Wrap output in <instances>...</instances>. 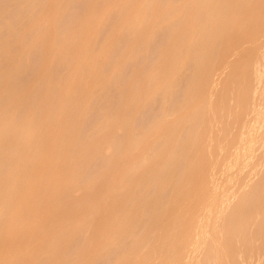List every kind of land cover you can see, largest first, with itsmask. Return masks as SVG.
<instances>
[{"label":"rangeland","instance_id":"1","mask_svg":"<svg viewBox=\"0 0 264 264\" xmlns=\"http://www.w3.org/2000/svg\"><path fill=\"white\" fill-rule=\"evenodd\" d=\"M47 1H49V0H28V1H24V0H0V54L1 55H2V52L1 51H3L4 57H5L9 53L11 54L13 52H16L15 51L16 48L18 50H20L23 47L26 50V47H28V45H29L28 43L32 42L31 40L34 39L35 35H37V33L39 35L42 34V33H39V32H41L44 27H47V22L46 21L48 19H45V20H40V19L41 18L44 19V18H47V17H50V18L52 17L50 15V14H52V11L50 13L49 12V9H47L46 11H48V13H50V14H48L47 12H45L47 14V16L41 17V16H44L45 15V14L44 15L42 14V11L47 6L46 5L48 3ZM58 1H60V0H58ZM124 1H126L128 3L127 0H124ZM130 1H133V0H130ZM141 1H143V0H141ZM189 1H191V0H189ZM213 1L214 2H217V4L216 5H213ZM248 1H252V0H217V1L216 0H197V5H196L197 8H198L197 13L190 14L189 9L191 7L190 6L191 4L189 5V3H187V0H186V2H183V5H184V3H186V5H184V7L181 6L183 8V10H182L183 14H181L182 12L180 13L179 10H177V8H173L174 6H176L178 4L181 5V0H169V1L168 0H145V2H143V3L148 8L151 7V6H154V7L159 6L160 8L162 7V8H164V10H166V13H165L164 10L161 9V10H163L162 12H164L166 14V16H165L164 19L159 20L160 22H158V23L156 22L157 24L155 23L156 25L155 26L153 25L154 27L152 26L153 27V30L151 29L152 30L151 34H149V35L146 36L145 35L146 34L145 33V29L146 28L143 30L142 29L143 26L140 29H137V30H140V32L136 30L137 32H139L137 34V32H135L134 29H132V27H131L130 30H128V27H130V26L125 27L124 25L120 24L119 27L124 26V28H123V35L120 34V31H119L120 28H119L117 31H119V34H120L119 36L120 37L118 36L119 38H118V40L116 42L113 41L112 48L111 47L109 48L110 51H109L108 54H107L108 51L106 50V53L105 54H107V56H106V60L104 61V63L101 64V63H99L100 61H97V60H99V59L100 60L105 59V58H103V57H105V54L104 55L100 54V53L103 52V51H100V50H99L100 53H99V51L97 52L96 56H98V57L96 58V56H95V58H96L95 61H97L99 63V65L101 64L100 70L102 71L99 74H101L103 76L102 73H104V74H110L111 73L110 74V77L108 78L109 80L106 82L105 86H104V83L105 82L102 83L103 84L102 86H104V87L100 88L99 86H96V87H98L97 90H95L96 92L95 93L91 92V97L94 94V98L92 100H90L89 99L90 96L88 97V99L90 101H92V103L90 104V106L88 105L89 108H87L88 109L87 115H85L86 117L84 116L85 117L84 119L82 118L83 121L80 123L81 125L78 128V130L73 129L72 127L69 128V129H67L68 128V125L67 124H66L67 126L66 125L65 126L67 127L66 128L67 130H72V131L77 132L78 139L81 140V142H83L82 140H84V139H85V141L89 142L94 137L96 138V136L98 134H100V136L104 137V136H106V132H108L111 135V136L109 135V137H111V140L108 138L109 141H111V143L109 142L108 144H104L102 146V148L100 147V149H101V155L99 154V152L98 153H94L95 151H98V150H94V152H93L94 155L91 154L92 156L89 158V160H86V163L83 161V163H82L83 166H84V163H85L86 166L83 168L84 169L83 171L81 170L82 171V174L80 175V178L78 179L77 184L75 186L71 184L72 186L69 185L70 188H69V186L66 188V192H67L66 194L67 195H63V197L66 196L64 201H66V202H68L70 204L71 201L77 200L75 203L73 202L72 204H70L71 205V208H73L76 211L79 210V209L81 210V208H83V206L85 207V205L87 203L86 200H87V198H89L88 194H91V193H89L90 190H91L90 189L91 187H87V186H89V183L88 182H90L89 180L94 175V173H97L98 174L99 172H101L102 169H105L106 167H108V164L111 162V160H113L115 158L114 156L118 152H119V157H120L123 153L127 152V150H130V151H135L134 154L136 153V157H134L135 155L133 156L132 152L129 151L130 155H132L135 160L132 161L133 162V164H132L131 160L133 159V157L132 156H129L130 159L129 158L128 159L130 160L131 163L127 161V163H129L128 164V167L131 164L132 165L130 166V169L127 171V173L125 174V176L126 177H132V181H133V177H137L139 179V180L137 179L138 183L135 182V185H134V181L135 180L132 182L133 185L136 188L135 187H132L130 189V187H131L130 185L132 184V183L129 184L130 183V180L128 181L129 183L128 182L125 183V184L128 183L129 186H130L129 187L127 185L129 188H127L126 190L128 191V189H129V191H130V192L128 191V194L131 193V190L133 188L136 189L134 191L132 190V192H134V194H132V195L130 194L131 199H132L130 202H132V201L134 202V200H135L134 198L136 196H137V199H139L141 197V198L144 199L142 201L146 202L144 204V206L147 205V204H150V208H145L144 207L145 208V210H144L143 207H142L141 209L144 210L143 212L142 211H139V210L137 212V210H136V212L138 213V215H141L142 217L140 216L141 219H139V216L138 217L136 216L137 218L136 219H132V222H130L131 223L130 225L127 224V222L129 221L128 220L129 218L127 219L128 221L125 222V223L128 225V229L125 231V233L123 232L124 234L122 233L123 234L122 236H119L120 237V239H119L120 241L119 240H118L119 242L117 241V244L118 245H116V242H114L115 245L114 244L112 245L111 243L108 242L109 243L108 246H106V245L103 246V244H105L104 241H106V239H108L106 237H109V236H106L105 237L106 231L111 232V234L114 235L113 234L114 232L112 233V231L114 229L111 230V231H109V229H108L109 226H110V224L112 222L115 223V222L119 221L121 219V217H122L121 214H119L118 210L121 209V204H119V203H121L122 200H123V198H122L123 196H121V199L120 198H117L116 202L112 203L115 200V198L112 201L109 198L110 196L107 197L108 199L106 198V191H107L108 188L111 187V185H109L110 183H107L108 180L106 178V180H107L106 181V185L108 184V188L106 186L105 187H102L103 185H101L102 188L100 189V191H98V195L99 196L95 195L96 197H99L100 198L101 205L104 203L103 204L104 205L103 207L107 206L106 207V211H104L105 208H104V210L101 209L104 212H101V211L99 212L100 208H99V210L96 209V210H98V212L95 211V214L93 215V216H95V220L93 222H92V220L91 221L89 220V218L91 216L85 218V220H89V223L90 222H92V223H90L89 225H85V224L83 225L81 223L80 226L77 227L79 229L78 230H75V232L73 233V234H75L77 232L76 233V236L75 237L73 236L74 238L70 241L68 247L63 251V259L61 260V263L60 264H80V263L82 264V262H84V261H85L84 263H86V264L92 263V260H90L92 258L89 259L87 257V253L89 252L88 253V256H89L91 253L94 252V254H92V256L91 255L89 256V257H93L95 255V251L97 249L96 247H99L98 250H100L101 244H100V246H98V244H97L99 242V240L97 242V238H96V242H97L96 244H97V246H96V244H95V246L93 244V246L95 248V250H94V248L91 249L93 252L91 250H90L91 252L90 251L85 252V250L88 249V248L90 249L91 247H93V246H91L92 245L91 243L93 242L92 239H94V236L93 235L96 236V234H97L98 237H100V235H101V237L103 238V240H104V237H105V240L102 242L103 243L102 244L103 247L101 246V248H102L101 250L102 251H100V252H103L104 254H103L102 257H99V255H98L99 254V251L97 250L98 251V254H97V251H96V255L100 258V259H97V262L98 263H96V261H95L96 264H117L116 263V259H117L116 256H120V253L124 252V251H121V250L124 249L125 247H127L129 249V254H128V255H130L129 258L132 261L135 260L136 261L135 264H163L164 262L169 261V260H174L175 261L174 264H176V263L181 264V263H183V262H181L183 259H184L183 260L184 262L186 261V264H188V263H190V264H216L217 261L219 262L218 264H264V37H263L264 36V33H262V36L261 37L259 35H257L258 34V32H257L254 35L255 38H253V37H252L253 39L251 37H249L250 39L249 38H245V40L243 41V42H245V44L243 43L244 45L242 44V40L243 39L241 40L240 44H238V46L237 45H235V47L234 46L233 47L231 46L232 49L230 48V45H228L229 46V49H226V51L222 50V49H225L224 47L222 48V46H224V45L220 46L222 36H225V37L228 38L231 35H233L232 30H233V28L235 26H237L239 24L238 19L240 18L241 14H242V12H241L242 11V8L244 7L245 3L248 2ZM49 2H52V0H50ZM54 2H56V0ZM65 2L66 3L63 4L62 3V0H61V3L63 4L64 7L63 8L61 7L62 10L60 9L61 11L60 10H59L60 12L57 11V13L53 16V18L51 19L52 25L50 24V22L48 24V28H50L52 26L51 27L52 29L49 30V31L46 30L47 28L45 29L46 31L43 30V31H45V32L48 33V36H47L48 37V40H45L46 37H44L45 39H43L42 38V35L40 36L41 38L38 36V38L42 39V40H40V43L37 44V45L34 44V47L32 46L33 48L29 49L24 55L22 53H21L22 55L20 54L21 57H22L21 58V61H20L21 64L19 66L16 65L17 67L15 66L16 67L15 70H17V68L19 67L18 70L14 74L12 73L13 75H10V76L7 75L6 77L5 76H2L0 74V85L7 84L6 86L4 85V87H8L9 84H11V86L12 85L20 86L21 84L23 85V84H26L28 81H30L32 79V77H34L33 75L35 74L34 72L36 70L39 71V73H40V70H38V68H39V66H40V64L42 62L43 57H48L47 54L50 55V53H51V52L50 53L46 52V50L47 49L49 50V48H47L48 46L47 47L45 46V42L48 45V42L50 41L49 38H51L53 35L54 36H53L52 42L54 41L57 44H59V42H62V40L68 35V33H70V31L71 32L73 31L72 30V27L78 23V20L79 19L82 18L81 16L83 15L84 12H86L85 10L87 9V12L89 10L91 11V9L89 7L90 4H92L93 6H94V3L96 4V2H94V0H93V2L91 0L90 1L89 0H65ZM100 2H101V0H100ZM111 2H113V1L111 0ZM117 2L116 3L114 2V3L115 4H118ZM123 2L121 1V3H123ZM134 2H135V0H134ZM152 2H155V4L152 3ZM114 3H113V6H117V5H114ZM49 4H51V3H49ZM52 4H54V3H52ZM101 4H104V3H101ZM119 4H120V2H119ZM98 5H99V3H98ZM111 5H112V3H111ZM124 5H125V3H124ZM133 5H134V3H133ZM54 6L55 5H53V7ZM119 6L121 7L122 4L119 5ZM145 6H144V8H145ZM206 6H210L214 10V16H213L214 19L212 18L209 22L206 19V13H205V10H204V7H206ZM50 7L51 6L49 5V8ZM95 7H93L94 8L93 11L95 10ZM125 7H126V5H125ZM57 8H58V6H57ZM57 8L55 10H57ZM107 8H109V5L106 6L105 10L102 8L103 9V12L104 11L107 12V10L109 11L107 13L104 12L106 15H105L104 20L101 21V22H103V24L98 27V25H97L98 23H97L96 25H97V27L99 29L97 30L96 29L97 27H96L95 29L97 30V32L94 31V32H96L94 45H95V48H99V49L102 46V45L100 46L99 44H103V43H101L102 39L109 33V31L111 30V26H113V24H116L115 22L117 21V19H118L117 17L120 14L119 10H121V9H114V10H111L110 9L111 10L110 11ZM114 8H116V7H114ZM156 8L158 9V7H156ZM156 8L154 10H156ZM50 9H52V7ZM99 9H100V5H99ZM96 10H97V8H96ZM154 10L152 11L151 8H150L149 12L148 11H147V13L145 12L146 13L145 20L147 18V14L148 13H151L152 14L154 12ZM100 12L103 13L101 11V9H100ZM157 12L159 13V11H157ZM43 13H44V11H43ZM53 13H55V11ZM90 13H88V14H90ZM123 13H125V12H123ZM99 14H98V18H99ZM143 14L144 13H142L141 15H143ZM95 15H96V13H95ZM100 16H101V14H100ZM156 16L158 17V15H156ZM163 16L164 15H162V17ZM38 17H41V18L39 19ZM86 17H88V15ZM86 17H83V18H86ZM102 17H103V14H102ZM139 17H142V16H139ZM36 18L39 19L41 22L39 24H37L38 22L36 24L34 23V26H31V24L33 23V21H36L35 20ZM125 18L123 17V19H124L123 21L126 20ZM143 18H144V15H143ZM101 19L102 18H100V20ZM87 20H88V18H87ZM84 21H85V19H84ZM127 23L128 22H126V24ZM83 24L84 23H82V27H83ZM86 24H87V22H86ZM129 24L130 23H128V25ZM117 25H119V24H117ZM117 25H115V26H117ZM147 25H149V24H147ZM115 26H113V27L115 28ZM145 26L146 25L144 24V27ZM78 27H79V25H78ZM87 28H88V26H87ZM126 28H127V32H126ZM80 29H82V28H80ZM83 29H85V28H83ZM116 29H117V27H116ZM78 30H77V32H78ZM262 30H264V28ZM262 30H261V32H263ZM74 31H76V30H74ZM45 32L43 33V35H46ZM80 32H79V34H80ZM147 33H149V31ZM91 34H93V33L91 32ZM116 34H118V33H116ZM116 34L112 33V36H117ZM84 35H85V33H84ZM81 36H82V32H81ZM138 36L140 38H138V40H137L138 43L136 42L137 43L136 48L133 49V50L131 49V51H128L126 54H124V56H122L123 55L122 54L123 52H126L128 49H130L129 46H131V45L129 44V40L132 39V38L135 40V38L138 37ZM257 36H259L260 38H262L263 41H262V39H261V41H259L260 38H258V40H257ZM38 38H37V41L39 40ZM68 38H70V37H68ZM77 38H78V36L77 37L74 36V37H72L69 40H71V43L72 44H76ZM91 39H92V37H91ZM246 39H247V41H246ZM254 39L257 40L256 41V42H258L257 45H256V43L253 45L252 41H249V40H254ZM83 40H84V38H83ZM213 40H215V41H213ZM52 42H50V43H52ZM67 42H68V40H67ZM88 42H89V40H88ZM90 42H91V40H90ZM130 42H131V40H130ZM247 42L252 43L251 45H253L254 48H255L254 51H253L254 48L252 49V47H250L251 45H249V43L247 45H249L248 47L250 48V50L248 49V47H246L247 46L246 45ZM71 43L70 44L68 43V45H71ZM57 44H55V45L57 46ZM83 44H85V43H83ZM91 44L93 46V43H91ZM258 44H259V46H258ZM82 45H80V46H82ZM132 45H133V43H132ZM239 45L240 46L243 45L242 48ZM30 46L31 45H29V48H30ZM51 46H53V45H50L49 47H51ZM228 46H227V48H228ZM44 47H46V48L43 51L42 49ZM67 47H69V46H67ZM71 47H73V46H71ZM239 47H240V50H239ZM243 47H245V48H243ZM220 48H221L222 51H224L223 53L220 50ZM236 48H237V51L239 50V53L241 54L240 57H239V53L236 51ZM53 49L54 48H52V51H53ZM106 49H108V48H106ZM230 49L231 50L235 49L234 50L235 53H234V51H231ZM242 49H243V51H242ZM60 50H61V48H60ZM71 50H72V48H71ZM90 50H92V49H90ZM57 51L59 52V50H57ZM57 51H56V53H57ZM95 51H97V50H95ZM95 51H92L93 54L95 53ZM81 52H79V53H81ZM104 52H105V50H104ZM226 52L228 54H226ZM250 52L253 55L249 54ZM16 53L15 54L13 53L14 57H15ZM42 53H43V56H42ZM68 53H70V52H68ZM177 53L180 54V55L182 54V57H183L184 54H186V56H185L186 57V60H185V62L183 63L182 66H181V64H179L181 67L179 69L177 68L178 69V71H176L177 77L175 76L176 77V80L174 79L175 77L173 78L174 75L171 76L173 78V81H175V82H173L172 84H170V86L161 85V84L160 85H157V84L156 85H153L154 82H156V81H158V82L161 81L162 82V80H163L162 78L164 77L163 76V73H166V72H164L162 70V67L164 66V65H162V62L164 60H166L164 58L165 57L168 58L170 56H174ZM229 53L230 54L232 53V55H235L236 54L235 55L236 57L235 56L232 57V55H230ZM226 55L228 56V58H226L227 57ZM60 56H61V52H60ZM64 56H65V58H64ZM64 56L62 55L61 57H59V55H58V57H55L54 56L55 58L53 56H51L53 58H50L49 57L50 59H48V60L46 59L47 60V65L46 66H48V69H46L47 67L42 69V70H44V69L48 70L47 72H49V75L48 74L47 75L50 76L49 78L52 80V83L50 84L52 86L51 89H50V92L57 91L56 90L57 88L59 90L60 87H57V83H58L57 81L60 80L61 78H63L67 74L68 67H70L69 66V63H72V62H70V60L72 58H74L72 56V58L69 60V58H68L69 56L67 57L65 54H64ZM2 57H0L1 58L0 59V66H3L4 65V63H2V60H3ZM80 57H81V55H80ZM83 57H84V55H83ZM83 57H81V58H83ZM91 57H92V55H91ZM185 57H183V58H185ZM222 57H225L226 58V63L227 64L230 63V62L232 63V61L233 62L234 61L236 62L237 61L236 60L237 58H238V63H239V61H242L243 59H244V61H245V59L247 60V58L250 59L249 61H247L250 64L248 66H245V67H247V70H245V67H244V70L246 72L244 74H241V77H238L237 76L238 79L240 80V82H238L240 85L236 82V81H238V79H236L235 76H234L235 78L233 77V72H232L233 69H231V68L234 67V65L236 63H233L232 65L230 63V64L227 65L226 63H224L225 62V58H223L224 61L221 60ZM231 58H232V60L230 61ZM7 59H9V58H7ZM169 59H171V58H169ZM10 60H12V59H10ZM19 60H20V58H19ZM84 60L85 59H83V61ZM220 60L223 61V62H221ZM6 61H8V60H6ZM73 61H75V59H73ZM80 62H82V61H80ZM101 62H103V61H101ZM119 62H120V64L117 66L118 68L115 69V71H112L114 69V67L112 69V66H115L114 64H116V63L118 64ZM182 62H183V60H182ZM44 63H46V61ZM75 63H76V61H75ZM223 63L225 65L224 66V69H222ZM245 63H246V61H245ZM9 64L10 63H8L6 65H9ZM11 64H10V66H11ZM16 64H17V62H16ZM158 64H161L162 66L161 65L158 66ZM43 65H45V64H43ZM77 65H79V64H77ZM99 65H96V66H99ZM226 67H229V69H230V70H228L229 73H227V75L229 77L228 76L226 77V75H225L226 74L225 72H227ZM165 68H166V66H165ZM7 69H9V68H6L5 70H7ZM77 69H78V66H77ZM204 69H206V70H204ZM208 69H210L213 73L210 72V71H208ZM46 70L43 73L44 74L43 75V79H41L42 78L41 77L42 76V73H41V76H40L41 78H38L39 77L38 76L39 73H38V75H37V73L35 74V75L38 76L37 77L38 79H35V80H37V81L39 80V81L38 82L35 81L37 84L34 83V85L36 84L37 86L33 87L34 90L37 89L39 91L42 88L44 81H47V80H45V77H46L45 76V72H46ZM202 70L205 71V72H207L209 74V78L206 76V75H208L206 73V75L204 76L206 78L202 79L203 82H202V80H201V82H202V84L205 85V88H207L208 86L209 87H208V89H204L203 85L200 82V85H202V87H203V88L200 87V89L202 88L205 91V93L203 91L202 94H200V92H197L196 91L198 89V87L196 88V84H197V81L196 80L200 81V79H201V71ZM70 71H72V70H70ZM248 71H249V73H248ZM0 72H2V71L0 70ZM11 72H13V68H12ZM5 73H7V71H5ZM73 74H75V71H73ZM73 74H71V77H72ZM204 74H202V75H204ZM102 76H100V77H102ZM165 76H166V74H165ZM106 77H108V75ZM240 78H242V81L243 82L241 81ZM46 79H48V78H46ZM33 80L34 79H32L30 82H33ZM99 80H101V79H99ZM228 82H231V83L227 84ZM169 83H171V81ZM169 83H168V85H169ZM98 84L101 85L100 83H98ZM212 84L214 85V87H212L213 86ZM232 84H234V85H232ZM241 84L243 86L242 87L243 89H241ZM44 85H45V83H44ZM50 85H49V87H50ZM238 86H240V88H239L240 90L237 89ZM244 86H246V87H244ZM148 87H149L150 90L148 89ZM25 88H27V87H25ZM28 88H29V86H28ZM45 88H47V87H45ZM235 89L243 92V94H242L241 92L237 91V94L239 93V98L241 100L238 98V95L236 96L237 99H239L238 101H237L236 97H233V96H235L234 93H236V90ZM245 89H246V91H245ZM16 90L18 91L17 88H16ZM16 90H14V91H16ZM27 90H29V89H27ZM135 90L141 91L143 94H147V96H146V98H144V100L142 102V107H140L139 110L136 108L138 111L137 112H133L134 114H132V115H128L127 116L128 118L125 120L126 123L129 126H131L132 133L129 132V134L131 133V135L134 136L135 140L133 142H130V141H132L131 139H130V141H127L129 138H127V140H126V137L125 136L128 134L127 133L128 131L124 128L125 125H123L122 127H118L119 125L121 126L122 123H120V124L116 123V125L118 124V126H116V125L115 126H112V124H113L112 123L111 126L108 127V128L105 126V123H104V126L107 129L106 128H104V129L98 128L99 126L96 127V125H97L96 123H99L101 121V118L103 117V114H105V113L108 114L112 118H114L115 116L117 117V115L120 114L119 112L122 110V108H125L128 105L129 101H127V100H128V98L130 99L131 93L134 92ZM147 90H149V92ZM6 91L9 92L8 90H6ZM6 91H4V92L6 93ZM0 92H2V91H0ZM43 92L44 91H42L41 94H43ZM20 93H21V91H20ZM44 93H48V92H44ZM191 93L193 95H190ZM133 94H135V93H133ZM199 94L201 96H204V98L201 97L202 98L201 99ZM139 95H137V96H139ZM58 96H61V95H58ZM197 96L203 102L201 100H197V99H199ZM1 97H0L1 98V102H6L7 105H8V102L12 98V96H9V93H8V95H6V94L3 95V93H2V96ZM17 97H19V95ZM45 97L43 96V98H45ZM190 97H193V98H196L197 97V99H194V100H196V103H198V104L194 103L193 99H191ZM13 98H15V97H13ZM135 98H134V100H136ZM233 98H235L236 100L233 99ZM27 99L30 100V101H28L29 102L28 104L26 103L27 101H25L24 99H23L24 102L21 103L19 105V107L16 104L18 108L15 109V111L13 110L14 112H16V114L14 113V115L16 117L15 116H12L9 119H13L15 117V119L17 121V119H19V117L22 115V113L26 109H29L30 108V107L29 108H26L25 107V104L28 105V106H30L32 104L34 105V101L36 102V95H34V93L31 92V94H29V96H28ZM132 99H130L131 100L130 102L133 101ZM142 99H143V97H142ZM190 100L193 101L192 103H194V104L197 105V106L195 105L196 108L193 107V110H191V111L189 109L190 106H189L188 109H185L186 106H188L187 103ZM15 101H13V102H15ZM49 101H50V98H49ZM191 101L189 102L190 104H191ZM73 102L75 103L76 100L73 101ZM230 102H232V103H230ZM6 103H5V105H6ZM11 103H12V101H11ZM42 103H44V102H42ZM0 104H2V103H0ZM18 104H19V102H18ZM46 104H48V103L46 102ZM51 104H52V102H51ZM132 104H134V103H132ZM233 104H234V107H235L234 109H233V106H232ZM239 104H241V105H239ZM38 105H40V103ZM76 105H78V104H76ZM129 105H131V104H129ZM139 105H140V103H139ZM68 106H70V105H68ZM73 106H75V105H73ZM132 107H133V105H132ZM236 107H238V109ZM14 108H12V109H14ZM55 108H57V107H55ZM10 109H11V107H10ZM10 109H9V107H8V109H6V110H9V112H7L8 114L11 112ZM36 109L38 110L37 107H36ZM75 109H77V108H75ZM232 109H233V111H232ZM3 110L5 111V109H3ZM211 110H213L214 113L211 112ZM234 110H236V112ZM31 111H32V109H31ZM33 111H34L35 114L37 113V111H35V110H33ZM53 112H54V109H53ZM71 112H73V109H72ZM208 112L209 113L211 112V114L213 113L212 114L213 116L210 115ZM221 112H222V114L224 113V116L221 114ZM74 113H75V111H74ZM83 113H84V111H83ZM125 113L121 112V114L122 115L124 114V116L126 117L127 114H125ZM227 113H229V114H227ZM2 114L3 115L5 114L3 117L7 116L6 113H4V112ZM26 114H24V115H26ZM30 114L32 115L31 112H30ZM35 114L33 116L37 117ZM49 114L48 115L46 114L47 117L50 116ZM220 114L222 115V117H224L223 120H221L222 118L220 119V117H221ZM77 115H79V114H77ZM218 115L220 116L219 118H217ZM233 115H235V116H233ZM211 116H212L213 120L211 118L212 121L210 122V121H208V117H211ZM35 117H34V120H35ZM50 117H52V116H50ZM66 117H68V116H66ZM68 118H70V116ZM214 118H216V119H214ZM2 119L4 120V118H2ZM5 119H6V117H5ZM79 119H81V118H79ZM105 120L106 119H104V121ZM209 120H210V118H209ZM19 121H20V119L17 122L19 123ZM68 121H69V119H68ZM113 121H115V120H113ZM11 122L15 123L14 121H11ZM115 122H117V121H115ZM66 123H68V122H66ZM0 125H2V124H0ZM78 125L76 124V126H78ZM2 126H5V125L3 124ZM2 126H0V129H1ZM100 126H101V123H100ZM157 126H159V127L156 128V130L159 129L158 131H160V127H161V130H163V131H161L159 133L157 131L158 136H159L160 133L162 134L159 137L157 136V134H155L156 131H154L155 133L153 132V134H155L158 138L157 137H154L155 135L153 136V134H151V132L153 130H155L154 128L157 127ZM73 127L75 128V125ZM9 128H10V126H9ZM8 129H7V131H8ZM131 129H130V131H131ZM4 130H6V128ZM2 132H3V130H2ZM3 133H4L3 136L7 138L8 136L5 135V132H3ZM15 133L16 132L14 131L13 134H15ZM71 133H73V132H70L69 134H71ZM13 134H10V137ZM252 134H254L253 136H256V137L254 138L253 136H251ZM146 135H148L147 136V139L149 138V136L151 138V135H152L153 136L152 140L155 138L154 142H152L151 139L149 138L148 140H150V141L149 142L147 141L148 142L147 145H145L144 147L143 146H139V144L140 145H143L141 143L146 142L145 141V139H146L145 136ZM164 135H166V138L167 139H168L167 136H169V139H172V141L175 143L174 144L171 141L170 142V145H171V143H172V147H173V145H175L174 148H172V147L171 148L174 151V154H175L174 157L176 156L173 161H172L173 158H171L170 160L168 159L169 161H172V162L163 161L164 169L167 168L168 174H169V172H171L170 174L173 176V174L175 172V174L173 176L175 178H173V179L172 178H169L168 176H166V177H168L167 178L168 179V182H165V184H164V181L163 182L161 181V178H159V177L157 178V176L160 175V174L158 172H157L158 174H155L156 171L154 172L153 171V168H152V171L153 172L150 169H148L149 170L148 172L146 170L145 171H142L141 170V166L144 167L145 169H147V167H149L150 165H153L154 166V164L158 161V160L155 161L153 159V156L156 158V157H158V155L155 156V153L156 152H157V154H159L158 151H160V153H162L164 151V149L162 150V147H163V145L165 143H167L166 142V139H163V137H162ZM198 135L200 137L199 140H197L198 138H196ZM3 136H1V137H3ZM73 136H75V133H74ZM73 136H72V138H73ZM143 136L145 137V138H143L144 139V142L140 141V143H139V141L138 142L136 141V139H139L140 137H143ZM59 137H61V136L59 135ZM67 137L68 136H66V139H67ZM123 137L125 138V141H127V142H125L124 145H126L128 147V149L125 147L124 148L125 150L124 149L122 150V148H121L122 144L124 143L123 142L121 144V142L123 140L122 139ZM61 138H60V140L63 141V139H61ZM130 138H131V136H130ZM194 138L196 140H194ZM70 139H69V141H70ZM99 139H100V137H99ZM14 140H17V137ZM75 140H76V138H75ZM79 140H77V141H79ZM193 140H194V142H193ZM12 141H10V142L12 143ZM77 141H75V142H77ZM96 141L99 142L98 139ZM100 141H101V139H100ZM105 141L107 142L106 139H105ZM105 141H104V143H106ZM197 141H199L198 143L201 144L200 145L201 148L204 145V147L202 148V153L203 154H201L203 156H201V155L200 156L203 157V159L201 158V160H204L205 159V161H202L203 162L204 169L201 166L203 170L200 168V171H198L197 174L201 175V173H202L203 176L206 175L205 176L206 180H205V178H203L202 175H201L202 177L199 176V178H198V175H197V184L198 183H203L204 180H205L204 181L205 183H203V185L202 184L201 185L198 184L199 187H198V189H196L188 181L185 187H186V189L188 191H190V194L189 195H186L179 202L174 201L173 198H172V196L174 194H176V192H177L176 190H178V186H180L182 184V176H181L182 175V171H184V168H186V164H189L192 161V160H190V158H191L190 156L193 155L192 158H191V159H193L194 154H195L194 151H198L197 149H199L196 146V148L194 150V144L193 143H196ZM10 142H8V143L10 144ZM63 142L65 143V141H63ZM75 142H73V143H75ZM206 142H209L210 144H206ZM99 143H102V142H99ZM198 143L196 145H198ZM1 144L5 145L6 143H1ZM9 144H8V146H9ZM87 144L85 143V145H87ZM91 144L92 143H90V145ZM124 145H123V147H124ZM170 145L168 147H170ZM206 145H208L207 146L208 149L205 150V151H203V149H206ZM211 145L213 146V148H212ZM164 146H167V144L164 145ZM73 147H75V146H73ZM81 147H82V145H81ZM140 147H142V148H140ZM10 148H12V146ZM82 148H81V150H83ZM95 148H97V147H95ZM5 149H7V146H6ZM87 149H88V147H87ZM120 149H121L122 152L123 151H125V152H123L122 154H120L121 153L120 152ZM209 149H210V152H209L210 154L208 153V150ZM12 150H14V149H12ZM15 150H17V149H15ZM90 150H92V148L89 149V151ZM6 151H4V152L6 153ZM192 151L194 152V154H193ZM0 152H3V151H0ZM8 152H10V151H8ZM73 152H75V151H73ZM77 152H75L74 154L77 155L76 154ZM204 152H207L208 154L206 153L207 154L206 155ZM169 153H167V154H169ZM171 153H173L172 150H171ZM71 154H72V152H70V155ZM196 154H197V152H196ZM6 155L9 156L7 153H6ZM124 155H127V154L126 153L123 154V157L121 156L122 159H119V158H117V159L115 158V159L118 160V161L119 160H124L123 158L126 157V156L124 157ZM159 155H161V154H159ZM14 156H16V155H14ZM169 156H173V154L172 155H168V157ZM3 157H4V154H3ZM26 157L28 158L29 156H26ZM131 157H132V159H131ZM238 157L240 159H237ZM0 158H1V155H0ZM6 158H8V157H6ZM23 159H25V158H23ZM153 160L155 162H153ZM162 160H163L162 158L159 159L160 162ZM188 160H189V163H187ZM236 160H237V164H235ZM232 161H233L234 164H232V163L230 164V162H232ZM238 161H239V163H238ZM21 162H22V160H21ZM26 162L28 163V161H26ZM124 162H122V163L124 164ZM164 162H166V163H164ZM116 163H118V164H116ZM119 163L120 162H114L116 169H118V167H119V171H120L121 169H120ZM191 163H193V162H191ZM123 164H121V168H123L122 167V166H124ZM160 164L163 167L162 162ZM160 164H157V166L159 165V169H160ZM2 165H3V163H2ZM25 165H26V163H25ZM25 165H22V166H25ZM116 165H119V166L117 167ZM139 165H140V168H139L140 170L137 169V166L139 167ZM232 165L233 166L235 165V166L233 167ZM80 166L81 165H79V167ZM4 167L5 166L3 165L2 166V169ZM26 167H27V165H26ZM128 167L126 166L125 169H128ZM28 168H29V166H28ZM154 168H155V166H154ZM171 168H173L175 171L174 170H173L174 172L171 171L172 170ZM0 169H1V167H0ZM31 169H33V168H31ZM116 169L115 168H114V170L112 169L113 171H112L111 174H113V172L114 173H117L118 170H116ZM157 169H155V170H157ZM110 170H111V167H110ZM115 170H116V172H115ZM162 170H163V168H162ZM162 170H159V171L162 172ZM1 171L3 172L4 169L1 170ZM5 171H7V169ZM22 171H23V169L21 170V172ZM66 171H68V170H66ZM204 171H205V173H204ZM7 172H10L11 173V171H9V170ZM70 172H71V170H70ZM79 173H81V172L79 171ZM103 173H105V172H103ZM120 173H123L124 174V168H123V172L120 171ZM120 173H118L119 176H120L119 177V181H120V178L122 179V177H124V175H122V174H121L122 175V177H121ZM165 173H167L166 170H165ZM22 174H24V173L22 172ZM22 174H20V176L18 174V176L21 177ZM74 174L77 175L76 173H74ZM108 174H110V172ZM164 174H162V175H164ZM162 175L160 177H162ZM25 176H26V174H25ZM30 176H31V178H32V176L35 177V175H30ZM51 176H53V174ZM63 176H65V175H63ZM67 176H65V177H67ZM97 176H95V179H96ZM4 177L2 179H4ZM37 177H39V176H37ZM37 177H36V180L39 181L40 179L39 178L37 179ZM107 177L110 178V176H107ZM163 177H165V175ZM23 178H24V176H23ZM40 178H42V177H40ZM51 178H54V177H51ZM56 178H57V176H56ZM75 178H76V176H75ZM75 178H72V180H74ZM67 179H69V178H67ZM123 179L126 181L127 178L126 179L123 178ZM158 179H160V182H162L163 185L162 184L158 185V183H157L158 182ZM171 179L174 180L173 183H171V181H172ZM20 180L22 181V178H20ZM43 180H42V182H43ZM49 180H50V177H49ZM29 181H30V179H29ZM29 181H27V183ZM31 181L34 184L35 178H34V180L32 179ZM45 181L46 180H44V183H45ZM51 181H53V180L51 179ZM64 181H67V180H64ZM119 181H118V183H119ZM121 181H120V183H121ZM25 182H26V180H25ZM25 182L23 180V184H25ZM100 182H98L97 185H99ZM39 183H40V181H39ZM48 183L49 182H47V184ZM52 183L57 184V181H55V179H54V182H52ZM59 183H60V181H59ZM75 183H76V181H75ZM120 183L118 184L119 186L121 185ZM226 183H227V185H225ZM233 183L235 185L234 189L231 188L233 186ZM19 184H20V181H19ZM19 184L17 183V185H19ZM122 184H123V186H121V187L126 186L124 184V182ZM136 184H137V186H136ZM229 184H232L231 187H230ZM0 185H4V184L1 183ZM35 185L38 186V183L37 184L35 183ZM93 185H95V184L93 183ZM118 185L116 184L114 186V189ZM46 186L48 188H50V186H48V185H46ZM222 186H223V188H221ZM7 187H9V186L7 185ZM31 187H30V189H29L28 186H27L28 189L25 187L26 188V189L24 188L25 191H23V189H21L22 192H23V194H22V192H21V194L23 196L27 195V196H30V197H32L35 194H38V190L36 189L38 187H36V188L33 187L32 189H31ZM41 187H42V185H41ZM60 187L63 189L64 186L62 187L60 185L58 187V189ZM227 187H228V189H227ZM96 188H100V187L98 186ZM111 188H110V190H111L110 192L112 194V190L114 191V189L113 188L111 189ZM224 188H225V190H224ZM116 189H117V192H118V187ZM120 189H122V188H120ZM42 190H41V192H42ZM50 190H52V189H50ZM126 190H125V194H126ZM92 191H93V188H92ZM119 191H121V190H119ZM218 191L220 193H218ZM41 192H39V193H41ZM110 192H108L107 194H109ZM123 192H122V194H124ZM6 193H9V192H6ZM12 193H16V192L14 191ZM56 193H58V195L60 196V193L58 191ZM215 193H216V198H215ZM217 193H218V196H217ZM0 194H1V192H0ZM51 194H52V192H51ZM93 194H94V191H93ZM122 194H119V195H122ZM10 195L11 194H8V198H9ZM17 195H19V194H17ZM56 195L57 194H55V196L54 195L53 196L56 197ZM114 195L116 196V194H114ZM127 195H124V196H126L125 197L126 198L125 200H127ZM212 195H213V197H212ZM3 196L5 197V194ZM46 196H44V197H46ZM48 196H49V194H48ZM113 196H112V198H113ZM130 196H129V198H130ZM235 196H238V197H235ZM38 197H39V195H38ZM38 197H36L37 203H38V200H40V198H42L41 197V194H40V198L39 199H38ZM51 197H50V199H51ZM116 197H118V196H116ZM13 198H14V195H13ZM22 198H24V197H22ZM99 198H97V199H99ZM46 199H47V197H46ZM46 199L44 198V200H46ZM62 199L59 197V199L57 198L55 200H57V203H61V202L63 203ZM97 199H95V200H97ZM28 200H29V198H28ZM48 200H49V198H48ZM89 200L90 199H88V201ZM95 200H94V202H97ZM106 200L111 201V202L108 203V201H106ZM125 200H124V202H125ZM34 201H35V199L32 201L33 203H31L33 206H34ZM41 201H42V199H41ZM48 202L49 201H47V203ZM136 202H137V200H136ZM53 203L57 204L56 202H53ZM90 203H93V202H91V200H90ZM98 203L99 202H97L96 204H98ZM100 203H99V206H100ZM117 203L120 206L119 208L116 209L119 215L113 209V208L116 207V204ZM138 204H141V203H138ZM28 205H25V206H28ZM37 205H40V204H36V206ZM91 205L93 206V204H91ZM94 205H95V203H94ZM126 205H127V203L124 204V207L125 208H126ZM180 205H184V208L182 207V209H181L180 208ZM46 206H47L46 207V209H47L48 208V205H46ZM92 206H90V204H89L88 208L91 207V209H94ZM129 206H130V204H129ZM41 207H42V205H41ZM59 207H61V206H59ZM62 207H65V206H62ZM138 207H136V208H138ZM147 207H149V205H147ZM31 208H30V210H31ZM36 208H40V206L39 207L37 206ZM36 208H33L32 210H34V209L35 210H39V209H36ZM67 208H68V206H67ZM153 208H155L154 210H156V211H154L155 212L154 214H157L158 217H159V215H160V217L161 216L162 217L159 218L160 219L159 221H155L154 220V224H156V225L154 227L151 226V228L149 230L150 225H152V224H149L150 220H152V218L155 219L157 217L155 215L156 216V217L154 216L155 218L154 217L151 218V216H152L151 210H153ZM122 209H123V207H122ZM169 209H170L169 213L166 212ZM57 210H58V208L56 209V211ZM5 211L6 210H4V211L1 210V212H3V213ZM24 211H25V209L23 211H21V212H24ZM48 211H51V210H48ZM53 211H54V209H53ZM71 211H73V210H71ZM90 211L91 210H88V212H86V213L91 214ZM25 212H27V211H25ZM28 212H30V211H28ZM40 212H41V210H40ZM40 212L38 214L39 215L38 216L39 218H41L40 216H42L41 215L42 213L40 214ZM42 212H43V209H42ZM79 212L77 211V214ZM130 212H132V211H130ZM130 212L128 214H131ZM139 212H141V214H139ZM36 213H38V212H35V213L33 212V214H36ZM58 213H61V211L58 212ZM64 213H65V210H64ZM84 213L85 212H83V214ZM133 213H135V212H133ZM163 213H164V215H163ZM2 214H0V215H2ZM33 214L31 213L32 218L33 217L35 218L36 216L35 215L33 216ZM45 214H47L46 211H45ZM55 214H56V216L58 215L57 213H55ZM67 214L68 213H66V215ZM77 214H76V217H77ZM80 214H81V212H80ZM128 214H127V216H128ZM24 215H26V214H24ZM48 215H46V216H48ZM86 215H82V216H86ZM3 216H5V215H3ZM64 216H65V214H64ZM119 216H121V217L119 218ZM174 216H177V218L175 219V222L173 223L171 221V219ZM181 216H183L184 218H186L185 219L186 221L188 219H189L188 221H190V219L193 218V219H191V223L192 224L196 222L195 224H200L201 226L204 225L203 226L204 228L203 227H201V228L205 232L200 227L199 228L196 227L195 224H193V225L189 224V226H192L193 228L191 227L192 229H189V231L187 230L188 232H185L184 237H183L185 239V240L183 239L184 241L182 239L180 240L178 238L179 237L178 233H176V235H175V236H177V237H175V238H177L176 239V242H180L179 243V246H178L180 248V250H179V248H177V245H178V243H177V245L176 244H173L175 247H174V251H172V250H169L168 247H167L168 245H166V242H167L166 239L167 238L165 239V234H168L166 232L170 229V227L172 225H173L174 228L176 227V225H178L177 224L178 218L181 217ZM26 217H28V216H26ZM38 217H37V219H38ZM59 217L61 218L62 216H59ZM48 218H50V217L48 216ZM54 218H55V216H54ZM60 218L59 219H56V221L57 220L61 221ZM70 218H73V215ZM131 218H132V216H131ZM148 218L150 220L147 223L145 219H148ZM41 219H43V218H41ZM41 219H38L37 221H35L36 223L34 221H32L33 223L32 222L30 223V221H29L30 224L27 221V223L29 225L26 224V223H24L25 225H28L27 226V229H26L27 230V234L29 232L28 236L29 235H33V236L36 235L38 237V239H39V237L40 238L43 237L44 240L40 239V240H42V244L45 242L46 245L47 244L50 245L51 244V241L50 240L53 239L54 236L52 234V238H51L48 235L49 233H47V230H46V233L43 232L44 231V228H43L42 225L44 223L43 224H40L39 223V221L41 222ZM47 219L45 221H47ZM90 219H92V218H90ZM203 219L204 220L206 219V221L202 225V221H204ZM7 220L9 221V218ZM26 220H27V218H26ZM64 220L67 221V219H64ZM123 220L126 221V219H123ZM192 220H193V222H192ZM74 221L76 222L77 220H74ZM105 221L109 224V226H107L108 224L105 223ZM23 222H25V221H23ZM119 222L121 223V220ZM145 222L149 225V227H147L148 225H146ZM152 222H153V220H152ZM152 222H150V223H152ZM207 222H209V223H207ZM6 223H7V221H6ZM19 223H15V224H17L19 226ZM52 223H54L53 220H52ZM123 223H124V221H123ZM7 224H6V226H7ZM24 224L22 223L21 227H24L23 226ZM36 224H40L41 225V227H42L41 229H43L42 230L43 233H41V231H40L41 229L39 228V225L37 226ZM75 224L79 225L78 223H74V225ZM117 224H116V226H117ZM207 224H209V225H207ZM211 224H213V225H211ZM57 225H60V223L57 224ZM67 225H68V223H67ZM72 225H70V228L68 227V229H70V232H71V226ZM105 225L107 227H105ZM123 225H125V224L120 225V227H122ZM221 225H222V227H221ZM6 226L4 228H6ZM8 226H11L10 223H9ZM8 226H7V228L9 229L10 227H8ZM15 226L16 225H14L12 228H15ZM18 226H16L17 228H15V229H19ZM46 226L44 225L45 229H46ZM205 226H207L208 230H207V228ZM55 227H58V226L55 225ZM73 227H75V226H73ZM120 227L118 226V229ZM194 227L197 230H194ZM210 227H212L211 229H213V230L216 229V228L219 229V231L218 230H215V232L216 233L218 232V234H219V235L217 234L218 235L217 237L220 238V243L222 242V240L224 242V243H221V245L223 244L222 245L223 246L222 248H224V247L226 248V249L224 248L225 250L223 249V251H226V250L229 251L231 249V251H229V253H228V251L227 252H223L222 251L224 254L226 253V255H224L225 257L223 256V253L220 251V250H222V249L219 248V247H221V245L220 244H217V243H219V241H218L219 239L217 240L218 242L214 240V238L217 239V237H215L216 236V233H215V236H214L213 235L214 232L213 233L212 232H209L210 231ZM7 228H6L5 231L3 230L4 231L3 234H4L5 238H6V233L7 232L9 234H10V232H12V231H10V232L7 231L8 230ZM114 228H115V226H114ZM174 228H173V231H174ZM55 229H57V228H55ZM145 229H146V231H145ZM198 229H200L203 232V235H205V236L201 235L202 233H201L200 230H199V233H200L199 234L198 233ZM48 230H49L48 232H50V229H48ZM62 230H64V229L62 228ZM206 230H207V233H206ZM21 231H24V229L21 230ZM144 231L146 233V236H145L146 239H145V237L144 238L142 237V239L144 240L143 241L142 239H140V237L143 235ZM13 232L15 233L16 238L12 234ZM13 232L11 233L12 236L10 234L11 238L14 237L15 238L14 240H18V238L19 239L22 238V237H20L21 234L20 235H18V234L16 235L17 231H13ZM70 232H67V234H69ZM120 232H122V230ZM209 233L211 235L210 237L213 236V238H212L213 241L210 238H208L209 235L206 236ZM9 234L7 235L8 238H9ZM111 234L108 233L107 235L112 236ZM197 234H198V237H197ZM221 234H223L224 236L221 235ZM58 235H59V233H58ZM70 235H71V233H70ZM103 235H104V237H103ZM172 235L171 236L168 235V236H170L168 238V244L170 243L169 240H171V242L172 241H175L174 236H173V239L174 240H172ZM200 235L202 236L201 242L203 240H205L204 247H203V244L200 241H198V238L200 240V237H201ZM220 235H221V237H219ZM25 236L27 237L26 233H25ZM62 237H63V233H62ZM204 237H206V238H204ZM222 237H223V239H222ZM11 238H9L10 240L7 243H9L10 241L12 242L13 239L11 240ZM29 238H31V237H29ZM48 238H49V240L47 241L46 239H48ZM229 238H230V240H229ZM114 239H116V237L115 238L113 237V240ZM194 239H197V240H195L194 244H191V242H193ZM208 239H210V241ZM232 239H233L234 243H233V241H231ZM3 240L6 241V239H3ZM14 240H13V242L15 243ZM21 240L22 239H20L19 241H21ZM61 240H62V238H61ZM109 240H111V239L109 238ZM24 241H26V243H23ZM24 241L22 243L19 242L21 244V245H19V248L15 244L16 245V248L19 249V253L22 254V256H19V258L20 257H23L24 255L29 256V257L32 256V255H34V249H33V247L31 248V246L33 244L31 243L32 244L31 245L29 243V245H31V246H29L27 244V241H29L28 240V237H27V240L25 239ZM34 241H35V238H34ZM37 241H39V240H37ZM196 241H198L197 242V245H195L196 244ZM11 242H10V245H11ZM56 242H57L58 245H59V242L61 243V241H60L59 238L57 239ZM65 242H63V243H65ZM215 242H217V243H215ZM14 243H12L13 244L12 246H15ZM93 243H95V242H93ZM198 243H200L201 246H198L199 245ZM188 244L189 245L191 244V247L188 246ZM214 244H216V245L214 246ZM36 245H34V246H36ZM64 245H66V244H63V246ZM169 245H171V244H169ZM217 245H218V247H217ZM12 246H10V248L9 247H6L7 248L6 251L8 250V248L9 249H12L11 248ZM213 246H214V248H213ZM55 247L57 248V246H55ZM195 247L197 248L196 251L194 250V249H196ZM228 247H229V249H228ZM16 248H14V250ZM39 248H42V246L39 247ZM43 248H44V246H43ZM46 248H47V246H46ZM53 248H50V250L53 251L52 250ZM184 248H185L186 251H189L188 249L191 248L190 251H189L190 253L189 252H186V251H183L182 249H184ZM192 248H194V249H192ZM215 248L217 249V251L219 253L215 250ZM17 249H16V252H18ZM175 249H178L181 253L179 251L175 250ZM56 250L58 251L59 248L56 249ZM82 250H84L83 253H85L86 256L83 255V253L81 252ZM152 250H153V252H152ZM214 250L216 251V253H217L218 256L216 255V253H215ZM51 251H49V252H51ZM119 251H121V252H119ZM191 251H192V253H191ZM7 252L9 253V250ZM42 252H41V254H42ZM54 252H55V250H54ZM78 252H80V254H78ZM183 252H186L189 255L190 254H193L194 252L195 253H194L193 257H192V255H190V257H189L188 254L185 255V253H183ZM47 253L44 252V255L46 256ZM61 253L59 255H62ZM118 253H119V255H117ZM56 254H58V253L56 252ZM122 254H121V256H122ZM126 254H127V252H126ZM40 255H37V256L40 257ZM48 255H49V253H48ZM96 255H95L94 259L98 258ZM220 255L223 256V257L221 256V259H220L223 262H221L220 260H217L216 261V259H219L218 257H220ZM13 256H15V255H13ZM13 256H12V259H13ZM123 256H126V255L124 254ZM123 256H122V259L120 257H119V259H121L123 262H124V259H125V261H127V258H125V257L123 258ZM48 257H45L44 259L42 258L40 261L35 260L34 262H31L29 264H47V262H49L48 261L49 260ZM50 257H51V255H50ZM55 257L57 258V256H55ZM86 257L88 258V260L86 259ZM139 257H140L141 260L139 259ZM191 258H192V261L189 262V260H191ZM15 259H16V257H15ZM28 259H30V258H28ZM83 259H85V260L83 261ZM119 259H117V262L119 261ZM137 259L140 260V261L138 260L139 263L137 262ZM245 259H246V261H245ZM89 260L91 262H89ZM121 260H120L121 263L119 262V264H125V263L127 264V263H130L131 262V261H129V262L127 261V262H124L123 263ZM9 261H13V260L9 259ZM14 262H17V261H14ZM20 262H21V260H20ZM51 262H52V260H51ZM54 262H55V260H54ZM6 263L10 264L9 262H6ZM22 263L24 264V262H22ZM56 263H59L58 260H57ZM93 263H94V260H93Z\"/></svg>","mask_w":264,"mask_h":264},{"label":"bare ground","instance_id":"2","mask_svg":"<svg viewBox=\"0 0 264 264\" xmlns=\"http://www.w3.org/2000/svg\"><path fill=\"white\" fill-rule=\"evenodd\" d=\"M24 1H28V0H24ZM50 1V0H49ZM49 1H47L48 3L46 4L47 6L45 7V9L43 10L44 11V13H43V11H42V14L44 15V16H41V17H45V16H47V14L45 13V12H47L48 13V11H46L47 9H49V12L51 13V11H52V14H50V13H48V14H50L52 17L50 18V17H47V18H41V17H38L40 20H45V19H48L46 22H47V27H44L43 28V30H45L46 28V30L47 31H49V30H51L52 28V22H51V19L53 18V16L57 13V11L58 12H60L62 9H61V7L63 8L64 6H63V4H65L66 2H65V0H62V3H61V0L60 1H58V0H56V2H54L55 0H52V2H49ZM64 1V2H63ZM90 1V0H89ZM92 2H93V0H91ZM98 0H94V2H96V4L94 3V6L92 5V4H90V9H91V11L89 10L88 12H87V9L85 10L86 12H84L83 13V15L81 16L82 18L81 19H79L78 20V23L76 24V25H74L73 27H72V32L70 31V33L72 34H70V33H68V35L62 40V42H59V44H57L56 42H52V40H53V36L51 37V38H49L50 39V41L48 42V45H47V43L45 42V46L47 47V48H49V50L47 49L46 50V52H48V53H50V55L49 54H47V56L48 57H43V59H42V62H41V64H40V66H39V68H38V70H40V73H39V71H35L34 73L36 74L37 73V75H38V73H39V77L37 76V75H33L34 77H32V79H34L33 80V82H30V81H28L26 84H21L20 86H17V85H12L11 86V84H9L8 85V87H4V85L6 86L7 84H2V85H0V91H2V92H0V97L2 96V93H3V95L4 94H6V95H8V93H9V96H12V98H11V100L8 102V105H7V103L6 102H1V98H0V103H2V104H0V124H4L5 126H2V125H0V126H2L1 127V129L3 130V132H5V135L6 136H8L7 138L6 137H4L3 136V132H2V130L0 129V151H3V152H0V155H1V158H0V167H1V169H0V184L2 183V184H4V185H0V192H1V194H0V214H2L3 212H1V210L2 211H4V210H6L2 215H0V264H8V263H6V262H9L10 264H23L22 262H24V264H29V263H31V262H34L35 260H37V261H40L42 258L44 259L45 257H48V261L49 262H47V264H60L61 263V260L63 259V251L68 247V245H69V243H70V241L76 236V233L75 234H73L74 232H75V230H78L79 228H77V227H79L80 226V224L82 223L83 225L85 224V225H89L90 223H92L94 220H95V216H93L94 214H95V211L96 212H98V210H99V208H100V210H99V212L101 211V212H104V211H106V207L107 206H105V207H103L104 205V203L101 205V200H100V198L99 197H96L95 195H97V196H99L98 195V191H100V189L102 188V187H107L108 188V184L106 185V181L108 180V182L107 183H110L109 185H111V187L114 189V186L117 184H119L120 183V181H121V185L119 186H116V188L118 187V192H117V189L115 188L114 189V191L112 190V194H111V190H110V188H108L107 189V191L108 192H110L109 194H107L108 192L106 191V198L108 197V196H110L109 198L111 199V201L112 200H114V198H115V200L112 202V203H114V202H116V200H117V198H120L121 199V196H123L122 198H123V200H122V202L121 203H119V204H121V209H119L118 210V212H119V214H121V216H119V218L121 217V223L122 224H125V225H123L122 227H120V225H122L119 221H117V222H115L116 224H117V226H116V224L115 223H111L110 224V226H109V224L105 221V223H107L106 225L107 226H109V231H111V230H113L112 231V233L115 235H112L111 234V232H108V231H106V235H105V237L106 236H109V237H106V238H108V239H106V241H104L105 240V237H104V235H103V237H104V240H103V238L101 237V235H100V237H98L97 236V234H96V236L95 235H93L94 236V239H92L93 240V242H95V243H91L92 245L91 246H93V244H94V246H95V244L98 242V240H99V242L97 243L98 244V246H100V244H101V246H102V242L104 241V243L105 244H103V246L104 245H106V246H108L109 245V243H111L112 245L114 244V242H116V245H118L117 244V241L120 239V237L119 236H122L124 233H125V231L128 229V225H130L131 223L130 222H132V219H136L138 216H139V219H141V215H138V210L139 211H144L145 210V208H150V204H147V205H149V207H147V205H145L144 206V204L146 203V202H144V201H142V200H144L143 198H139V199H137V196L134 198L135 200H134V202L132 201V202H130L132 199H131V196H130V194L132 195V194H134V192H132V190L134 191V190H136L135 188V182H137L138 183V181H137V177H133V181H134V185H133V181H132V177H126L125 176V174L127 173V171L130 169V166L133 164V162L132 161H134L135 159H134V157H136V153L134 154V152L135 151H130V150H127V152H125V151H123V152H125L127 155H124V157L125 158H123L124 160H116L117 158H119V159H122V157H123V154H125V153H123L122 151H121V149H120V154H122L120 157H119V152L113 157L114 159L113 160H111V162L108 164V167H106L105 169H102L101 170V172H99L98 174L97 173H94V175L95 176H97L96 177V179H95V176L93 175L92 177H91V179L89 180L90 182H88L89 183V186H87V187H91L90 189V192L89 193H91V194H88V196H89V198H87V200H86V205H85V207L83 206V208H81V210L79 209V210H77L78 212L80 211L81 212V214L82 215H86V216H82L81 214H80V212L77 214V211L76 210H74L73 208H71V205L70 204H72L73 202L75 203L77 200H73V201H71V203L69 204L68 202H66V201H64L65 200V197L66 196H64L63 197V195H67L66 193V188L70 185V186H72V185H76L77 184V182H78V179L80 178V175L82 174V171L84 170L83 168L86 166L85 165V163H86V160H89V158L92 156V155H94V153H98L99 152V154L101 155V149H100V147L102 148V146L104 145V144H108L109 142L111 143V141H109V139L111 140V137H109V133L108 132H106V136H104V137H102V136H100V134H98L97 136H96V138L94 137L91 141H89V142H87V141H85V139L84 140H82L83 142H81V140H79L78 139V136H77V132H75V131H72V130H67V129H69V128H73V129H76V130H78V128L80 127V123L83 121V119L86 117L85 115H87V111H88V109L87 108H89V106H90V104L92 103V101H90V100H92L93 98H94V94H93V96L91 97V92H93V93H95L96 91L95 90H97V88L98 87H96V86H99L100 88H102V87H104L105 86V84H106V82L109 80L108 78L110 77V74H104V73H102L103 74V76L101 75V74H99V73H101L102 71L100 70V66H101V64L102 63H104V61L106 60V56H107V54L109 53V51H110V47L112 48V45H113V41L114 42H116L117 40H118V38L120 37L119 35L120 34H122L123 35V28H124V26L125 27H128V26H130V27H128V30H130L131 29V27H132V29H134V31L135 32H137V31H139L140 32V30H137V29H140L142 26H143V30L145 29V35L147 36V35H149V34H151V32H152V30H153V27L158 23V22H160L159 20H161V19H164L165 18V16H166V10H164V8H160L159 6H156V7H158V9L156 8V7H154V6H151V7H147V6H145V4L143 3V2H145V0H143V1H139V0H135V2H134V0L133 1H130V0H127L128 1V3L126 2V1H124V0H112L113 2H111V0H101V2H100V0L97 2ZM118 1V2H117ZM121 1L123 2V3H121ZM169 1V0H168ZM189 0H187V3H189V5L191 6L190 7V9H189V11H190V14H192V13H197V10H198V8H197V0H191V1H189ZM217 1V0H216ZM91 2V3H92ZM110 2V3H109ZM117 2L118 4H115V3ZM119 2H120V4H119ZM183 2H186V0H181V5L180 4H178V5H176V6H174L173 8H177V10H179V12L181 13L182 12V10H183V8L181 7V6H183L184 7V5H186V3H184V5H183ZM49 3H51V4H49ZM52 3H54V4H52ZM98 3H99V5H100V9H101V11L103 12V9L105 10V8H106V6H108L109 5V8H107V9H111V10H114V9H121V10H119V12H120V14H119V16L117 17L118 19H117V21L115 22L116 24H113V26H115V25H117V24H119V25H117V26H115V28L113 27V26H111V30L109 31V33L102 39V41H101V43H103V44H99L100 46V49L99 48H95V45H94V43H95V35H96V32H97V30L99 29L98 27L99 26H101L102 24H103V22H101V21H103L104 20V18H105V13H107V12H109L107 9V12L106 11H104L103 13H101L100 12V9H99V5H98ZM101 3H106L105 5L104 4H101ZM111 3H112V5H111ZM113 3H114V5H117V6H113ZM124 3H125V5H126V7H125V5H124ZM130 3V4H129ZM133 3H134V5H133ZM152 3H154L155 4V2H152ZM52 7V9H50L49 8V5ZM60 6H59V5ZM122 4V6L120 7L119 5H121ZM128 4V5H127ZM217 4V2H214L213 1V5H216ZM53 5H55L54 7H53ZM92 5V6H91ZM133 5V6H132ZM145 6V8H144V6ZM180 5V6H179ZM57 6H58V8H57ZM96 6V7H95ZM143 6V7H142ZM48 7V8H47ZM60 7V8H59ZM88 7V8H89ZM93 7H95V10L93 11ZM114 7H116V8H114ZM118 7V8H117ZM125 7V8H124ZM128 7V8H127ZM154 7V8H153ZM172 7V6H171ZM179 7V8H178ZM57 8V10H55ZM96 8H97V10H96ZM103 8V9H102ZM113 8V9H112ZM144 8V9H143ZM150 8H151V10L153 11L155 8H156V10L157 11H159V13L156 11V10H154V12L151 14V13H148L147 14V18H146V20H145V17H146V13H147V11L149 12V10H150ZM54 9V10H53ZM61 9V10H60ZM127 9V10H126ZM130 9V10H129ZM149 9V10H148ZM161 9H163L164 10V12H162L163 10H161ZM60 10V11H59ZM110 10V11H111ZM204 10H205V13H206V19H207V21L209 22L212 18H213V16H214V10L210 7V6H206V7H204ZM55 11V13H53ZM129 11V12H128ZM92 14H91V13ZM96 13V15H95V13ZM123 12H125V13H123ZM144 13L143 15H144V18H143V15H141L142 13ZM146 12V13H145ZM242 14H241V16H240V18L238 19V21H239V24L237 25V26H235L234 28H233V30H232V33H233V35H231L230 37H225V36H222V39H221V44H220V46H222V45H224V46H222V48L224 47L225 49H222V50H224V51H226V49H229V46L228 45H230V48H231V46L233 47H235V45H237L238 46V44H240V42H241V40H242V44L244 43L245 44V42H243L244 40H245V38H249V37H253V38H255L254 37V35L258 32V34L257 35H259L260 37L262 36V33H264V30H262L263 28H264V0H252V1H248V2H246L245 3V5H244V7L242 8ZM88 13H90V14H88ZM101 14V16H100V14ZM122 13V14H121ZM98 14H99V18H98ZM102 14H103V17H102ZM124 14V15H123ZM126 14V15H125ZM181 14H183V12L181 13ZM88 15V17H86V16ZM126 19L125 21H123L124 19H123V17ZM156 15H158V17L156 16ZM162 15H164L163 17H162ZM49 16V15H48ZM139 16H142V17H139ZM150 16V17H149ZM83 17H86V18H83ZM92 17V18H91ZM149 17V18H148ZM161 17V18H160ZM87 18H88V20H87ZM100 18H102L101 20H100ZM159 18V19H158ZM39 19H35L36 21H33V23L31 24V26H34V23L36 24L37 22V24H39L41 21L39 20ZM50 19V20H49ZM84 19H85V21H84ZM121 19V20H120ZM150 19V20H149ZM214 19V18H213ZM39 20V21H38ZM145 20V21H144ZM93 23H92V22ZM98 21V22H97ZM120 21V22H119ZM122 21V22H121ZM150 21V22H149ZM49 22H50V28H48V24H49ZM81 22V23H80ZM86 22H87V24H86ZM119 22V23H118ZM126 22H128V23H130L129 25H128V23L126 24ZM157 22V23H156ZM174 22V21H173ZM82 23H84L83 24V27H82ZM91 23V24H90ZM98 23V24H97ZM101 23V24H100ZM124 23V24H123ZM156 23V24H155ZM172 23V22H171ZM95 24V25H94ZM98 25V27H97V25ZM120 24H122V25H124V26H122V27H119L120 26ZM132 24V25H131ZM143 24V25H142ZM144 24L146 25L145 27H144ZM147 24H149V25H147ZM78 25H79V27H78ZM81 25V26H80ZM92 25V26H91ZM127 25V26H126ZM154 25V26H153ZM87 26H88V28H87ZM134 26V27H133ZM153 26V27H152ZM90 27V28H89ZM94 27V28H93ZM97 27V28H96ZM116 27H117V29H116ZM79 30H78V29ZM80 28H85V29H80ZM97 30H96V29ZM120 28V29H119ZM122 28V29H121ZM148 28V29H147ZM38 29V28H37ZM92 29V30H91ZM94 29V30H93ZM119 29V31H120V34H119V31H117ZM152 29V30H151ZM42 30V29H41ZM42 30V31H43ZM45 30V31H46ZM74 30H76V31H74ZM77 30H78V32H77ZM85 30V31H84ZM115 30V31H114ZM137 30V31H136ZM151 30V31H150ZM261 30L263 31V32H261ZM39 32V33H42L41 35H42V38L43 39H45L44 37H46V39L45 40H48V33L47 32H45V31H43V32ZM82 32V36H81V32ZM90 31V32H89ZM94 31H96V32H94ZM149 31V33H147ZM45 32V34L46 35H43V33ZM76 34H75V33ZM79 32H80V34H79ZM91 32L93 33V34H91ZM118 33V34H116V33ZM126 32H127V28H126ZM139 32H137V34L139 33ZM51 33V32H50ZM84 33H85V35H84ZM112 33H114V34H116L117 36H112ZM144 33V32H143ZM261 33V34H260ZM53 34V33H52ZM41 35H39L38 33H37V35H35V37H34V39H32L31 41L32 42H30V43H28L29 45H31L30 46V48H29V45H28V47H26V50H25V48H21L20 50H18L17 48H16V52L18 53H16V52H13L14 54L16 53V55H15V57H14V55H13V53H9L8 55H6L5 57H4V54H3V51H1L2 52V55L0 54V57H2V59L5 61H3L2 60V63H4V65L3 66H0V70L2 71V72H0V74L2 75V76H10V75H13L17 70H18V68H17V70H15L16 69V67L17 66H19L20 64H21V55L23 54H25L29 49H31V48H33L34 47V44L35 45H37V44H39L40 43V40H42V39H40L41 37ZM77 37L78 36V38H77V41H76V44H72L71 43V40H69V39H71L72 37ZM77 35V36H76ZM93 35V36H92ZM121 35V36H122ZM141 35V34H140ZM38 36L40 37V38H38ZM84 36V37H83ZM119 36V37H118ZM259 36H257V40H258V38H260ZM39 39L38 41H37V38ZM68 37H70V38H68ZM90 37V38H89ZM91 37H92V39H91ZM107 37V38H106ZM115 37V38H114ZM264 37V36H263ZM83 38H84V40H83ZM135 38V37H134ZM138 38H140L139 36L138 37H136L135 38V40L132 38V39H130L131 40V42L133 43V45H132V43L130 42V40H129V44L131 45V46H129V48L130 49H128L126 52H123L122 54V56H124V54H126L128 51H131V49L133 50V49H135L136 48V46H137V40H138ZM252 38V39H253ZM250 39V38H249ZM261 39L262 38H260V40L259 41H261ZM67 40H68V42H67ZM88 40H89V42H88ZM90 40H91V42H90ZM256 39H254V40H249V41H252V43H253V45L256 43V45H257V43L258 42H256L257 41ZM35 41V42H34ZM37 41V42H36ZM84 41V42H83ZM93 41V42H92ZM135 41V42H134ZM213 41H215V40H213ZM246 41H247V39H246ZM255 41V42H254ZM262 41H263V39H262ZM34 42V43H33ZM50 42H52V43H50ZM64 42V43H63ZM85 43V44H83V43ZM137 42V43H136ZM239 42V43H238ZM50 43V44H49ZM54 43V44H53ZM68 43L70 44L71 43V45H68ZM78 43V44H77ZM91 45H89V44ZM91 43H93V46H92V44ZM135 43V44H134ZM249 42H247L246 43V45L248 44ZM252 43H249V45H251ZM261 43V42H260ZM55 44H57V46L55 45ZM64 44V45H63ZM83 44V45H82ZM243 44V45H244ZM50 45H53V46H51V47H49ZM60 45V46H59ZM62 45V46H61ZM76 45V46H75ZM80 45H82V46H80ZM243 45H239L241 48H242V46ZM249 45H247L246 47H248ZM253 45H251L250 47H252V49L254 48V46ZM33 46V47H32ZM67 46H69V47H67ZM71 46H73V47H71ZM226 46V47H225ZM227 46H228V48H227ZM236 46V47H237ZM258 46H259V44H258ZM46 47H44L42 50L44 51L45 50V48ZM82 47V48H81ZM90 47V48H89ZM240 47H239V50H240ZM52 48H54L53 49V51H52ZM60 48H61V50H60ZM71 48H72V50H71ZM89 48V49H88ZM106 48H108V49H106ZM243 48H245V47H243ZM76 49V50H75ZM90 49H92V50H90ZM232 49V48H231ZM230 49V50H231ZM248 49L250 50V48L248 47ZM57 50H59V52L57 51ZM64 50V51H63ZM78 50V51H77ZM95 50H97V51H95ZM103 51L102 53H100V51ZM104 50H105V52H104ZM106 50L108 51L107 52V54H105L106 53ZM220 50H221V48H220ZM221 50V51H222ZM235 49H233V50H231V51H234ZM239 50L237 51V48H236V51L239 53ZM247 50V49H246ZM255 50V48L253 49V51ZM19 51V52H18ZM23 51V52H22ZM42 51V52H43ZM56 51H57V53H56ZM70 52V53H68V52ZM72 51V52H71ZM82 51V52H81ZM92 51H95V53L93 54V52ZM99 51V53L100 54H102V55H104L105 54V57H103V58H105V59H102V60H100L99 58V60H97V61H100L99 63H101L100 65H99V63L97 62V61H95L96 60V58L98 57V56H96V54H97V52ZM220 51V52H221ZM224 51H222V53L224 52ZM242 51H243V49H242ZM241 51V52H242ZM245 51V50H244ZM252 51V50H251ZM60 52H61V56L63 55L64 56V54L69 58V60L72 58V56L74 57V58H72L71 60H70V62H72V63H69V66L70 67H68V72H67V74L63 77V78H61L60 80H58L57 82V87H60L59 88V90H58V88L56 89L57 91H55V92H50V89H51V83H52V80L49 78L50 76H48L49 75V72H47L48 70H46V69H48V66H46L47 65V60L48 59H50V58H53L54 56L55 57H58V55H59V57H61L60 56ZM75 54H74V53ZM77 52V53H76ZM79 52H81V53H79ZM92 52V53H91ZM228 52V51H227ZM226 52V54H228ZM230 52V51H229ZM236 52V53H237ZM22 53V54H21ZM45 53V52H44ZM68 53V54H67ZM83 53V54H82ZM91 53V54H90ZM234 53H235V51H234ZM21 54V55H20ZM56 54V55H55ZM71 54V55H70ZM74 54V55H73ZM230 54V53H229ZM249 54H251V52L249 53ZM46 55V54H45ZM80 55H81V57H83V55H84V57L83 58H81L80 57ZM91 55H92V57H91ZM180 54H176V55H174V56H170V57H168V58H164V59H166V60H164L163 62H162V65H164L163 67H162V70L164 71V72H166V73H163V76L165 77H163L161 80H162V82L160 81V82H158V81H156V82H154V84L153 85H167V86H170V84H172L173 82H175V81H173V78L176 76L177 77V73H176V71H178V69L183 65V63L185 62V60H186V54H184L183 55V57H185V58H183L182 57V54L179 56ZM230 55H232V53L230 54ZM236 55V54H235ZM235 55H232V57H234ZM238 55V54H237ZM240 53H239V57H240ZM251 55H253V54H251ZM250 55V56H251ZM9 56V57H8ZM42 56H43V53H42ZM51 56H53V57H51ZM95 56H96V58H95ZM121 56V57H122ZM227 56V55H226ZM12 57V58H11ZM50 57V58H49ZM54 57V58H55ZM77 57V58H76ZM173 57V58H172ZM175 57V58H174ZM236 57V56H235ZM242 57V56H241ZM7 58H9V59H7ZM19 58H20V60H19ZM45 58V59H44ZM64 58H65V56H64ZM95 58V59H94ZM169 58H171V59H169ZM183 58V59H182ZM223 58H225V57H222V59L221 60H223ZM226 58H228V56L226 57ZM226 58H225V62L224 63H226ZM1 59V58H0ZM8 60V61H6V60ZM10 59H12V60H10ZM19 61H18V60ZM47 59V60H46ZM73 59H75V61H76V63H75V61H73ZM80 61H82V62H80ZM83 59H85L84 61H83ZM94 59V60H93ZM173 59V60H172ZM46 61V63H44L45 61ZM90 60V61H89ZM182 60H183V62H182ZM220 60V61H221ZM232 60V58L230 59V61ZM237 61L235 62H233L232 61V63H231V65L233 64V63H236L235 65H234V67L233 68H231V69H233L232 70V72H233V77L235 76L236 77V79H238V77H241V74H244L246 71L245 70H247V67H245V66H248L250 63H248L247 61H249L250 59H248L247 58V60L245 59V61H246V63H245V61H244V59L242 60V61H239V63H238V58L236 59ZM241 60V59H240ZM17 62V64H16V62ZM101 61H103V62H101ZM224 61V60H223ZM223 61H221V62H223ZM14 62V63H13ZM20 62V63H19ZM97 62V63H96ZM8 63H12L11 64V66H10V64L9 65H6V64H8ZM224 63H223V66H222V69H224ZM230 63H228V64H230ZM248 63V64H247ZM43 64H45V65H43ZM77 64H79V65H77ZM120 64V62L117 64H114L115 66H112V69H113V67H114V69L112 70V71H115V69H117L118 67V65ZM179 64H181V66L179 65ZM227 64V63H226ZM227 64V65H228ZM247 64V65H246ZM17 65V66H16ZM76 65V66H75ZM96 65H99V66H96ZM159 65H161V64H158V66ZM161 65V66H162ZM8 66V67H7ZM16 66V67H15ZM74 68H73V67ZM77 66H78V69H77ZM165 66H166V68H165ZM2 67V68H1ZM4 67V68H3ZM9 68V69H7V70H5L6 68ZM47 67V68H46ZM76 67V68H75ZM244 67H245V70H244ZM12 68H13V72H11V70H12ZM43 68H46V69H44V70H42ZM99 70H98V69ZM178 68V69H177ZM7 71V73H5V71ZM72 70V71H70V70ZM77 69V70H76ZM82 71H81V70ZM84 69V70H83ZM226 69H227V72H225L226 74V77L228 76L227 75V73H229V71L228 70H230L229 69V67H226ZM10 72H9V71ZM46 70V72H45V80H47V81H44V83H45V85H44V83H43V86H42V88L44 89H40L39 91L37 90V89H35L34 90V88L33 87H35V86H37L36 84V82H38L37 80H35V79H38V78H41V79H43V73H44V71ZM204 70H206V69H204ZM73 71H75V74H73ZM175 71V72H174ZM203 71V70H202ZM201 71V79H200V81H198V80H196L197 81V84H196V88L198 87V89L196 90L197 92H200V94H202V92L204 91L202 88L204 87V89H208V87L207 88H205V85L204 84H202V82H203V80L202 79H204V78H206V77H204L205 75H206V73L207 72H205V71H203L202 72ZM208 71H210V72H212L210 69H208ZM4 72V73H3ZM9 72V73H8ZM231 72V71H230ZM231 72V73H232ZM13 73V74H12ZM41 73H42V76H41ZM170 73V74H169ZM205 73V74H204ZM213 73V72H212ZM248 73H249V71H248ZM48 74V75H47ZM69 74V75H68ZM71 74H73L72 75V77H71ZM165 74H166V76H165ZM202 74H204V75H202ZM208 74V73H207ZM108 75V77H106ZM174 75V76H173ZM213 75V74H212ZM41 76V77H40ZM48 76V77H47ZM100 76H102V77H100ZM171 76H173V78L171 77ZM208 78H209V74L208 75H206ZM238 76V77H237ZM36 77V78H35ZM38 77V78H37ZM71 77V78H70ZM170 77V78H169ZM176 77L174 78L175 80H176ZM203 77V78H202ZM229 77V76H228ZM234 77V78H235ZM243 77V76H242ZM247 77V76H246ZM46 78H48V79H46ZM65 78V79H64ZM67 78V79H66ZM99 79H101V80H99ZM103 79V80H102ZM107 79V80H106ZM172 79V80H171ZM241 79V81H242V78H240ZM99 80V81H98ZM201 80H202V82H201ZM246 80V79H245ZM244 80V81H245ZM36 81V82H35ZM164 81V82H163ZM171 81V83H169ZM105 82V83H104ZM200 82H201V84L203 85V87H202V85H200ZM237 83L238 82H240V80L238 79V81H236ZM235 82V83H236ZM243 82V81H242ZM241 82V83H242ZM31 83V84H30ZM34 83H36L35 85H34ZM62 83V84H61ZM98 83H100L101 85H99ZM102 83H104V86H102L103 84ZM163 83V84H162ZM167 83V84H166ZM168 83H169V85H168ZM229 83H231V82H228L227 84H229ZM234 83V84H235ZM29 84V85H28ZM97 84V85H96ZM199 84V85H198ZM234 84H232V85H234ZM239 84V83H238ZM243 84V83H242ZM242 84H241V89H243L242 87ZM29 86V88H28V86ZM32 85V86H31ZM49 85H50V87H49ZM211 85V84H210ZM213 85V84H212ZM226 85V84H225ZM240 85V84H239ZM247 85V84H246ZM2 86V87H1ZM25 88V87H27V88H23V87ZM231 86V85H230ZM229 86V87H230ZM15 87V88H14ZM32 87V88H31ZM45 87H47V88H45ZM200 87H202L201 89H200ZM212 87H214V85L212 86ZM211 87V88H212ZM244 87H246V86H244ZM9 88V89H8ZM11 88V89H10ZM16 88L18 89V91L16 90ZM226 88V87H225ZM237 88V87H236ZM240 88V86H238V88L237 89H239ZM8 90L9 92H7L6 90ZM21 89V90H20ZM27 89H29V90H27ZM148 89H149V87H148ZM232 89V88H231ZM14 90H16V91H14ZM21 91V93H20V91ZM26 90V91H25ZM33 90V91H32ZM47 90V91H46ZM150 90V89H149ZM149 90H147L148 92H149ZM234 90V89H233ZM236 90V89H235ZM240 90V89H239ZM239 90H236V93H234L235 94V96H233V97H236L237 95H238V98H239V93L237 94V91H239ZM4 91H6V93L4 92ZM42 91H44V92H48V93H44L43 92V94H41L42 93ZM209 91V90H208ZM244 91V90H243ZM245 91H246V89H245ZM26 92V93H25ZM31 92H33L34 93V95H36V102L34 101V105L32 104V105H30V106H28V105H26L25 104V107L26 108H29V109H26L23 113H22V115L19 117V119H20V121H19V123L17 122L19 119H17V121H16V119H15V115H14V113L16 114V112H14L15 111V109H17L18 107H19V105L21 104V103H23L24 102V100L25 101H27L26 103L28 104L29 102L28 101H30L29 99H27L28 98V96H29V94H31ZM139 92V93H138ZM207 92V91H206ZM231 92V91H230ZM239 92H241L242 94H243V92L242 91H239ZM25 93V94H24ZM36 93V94H35ZM133 93H135V94H133ZM137 93V94H136ZM204 93H205V91H204ZM16 94V95H15ZM19 95V97H17L18 95ZM28 94V95H27ZM40 94V95H39ZM49 94V95H48ZM51 94V95H50ZM140 94V95H139ZM142 94V95H141ZM196 94V93H195ZM194 94V95H195ZM199 94V95H200ZM232 94V93H231ZM15 95V96H14ZM57 95V96H56ZM58 95H61V96H58ZM137 95H139V96H137ZM190 95H193L192 93L190 94ZM241 95V94H240ZM24 96V97H23ZM38 96V97H37ZM43 96L45 97V98H43ZM49 96V97H48ZM51 96V97H50ZM55 96V97H54ZM90 96V97H89ZM145 96V97H144ZM146 96H147V94H143L141 91H138V90H135L134 92H132L131 93V96H130V99H132L133 101L132 102H130L131 100L128 98V100L127 101H129V103H128V105L125 107V108H122V110L118 113L119 115H117V117L115 116L114 118H112V117H110L108 114H103V117L101 118V121L99 122V123H96L97 125H96V127H98V128H102V129H104V128H108V127H110L111 126V124H112V126H115L116 125V123H118V124H120V123H122L121 124V126L119 125L118 126V124L116 125V126H118V127H122L123 125H125V129L128 131L127 133V135L125 136L126 137V140H127V138H129L127 141H130V139L132 140V141H130V142H133L134 140H135V138H134V136L133 135H131V133H132V129H131V126H129L127 123H126V119L128 118L127 116L128 115H132V114H134L133 112H137L138 110H139V108L140 107H142V102H143V100H144V98H146ZM231 96V95H230ZM244 96V95H243ZM13 97H15V98H13ZM40 97V98H39ZM42 97V98H41ZM88 97H89V99H88ZM136 97V98H135ZM140 97V98H139ZM142 97H143V99H142ZM198 97V96H197ZM197 97L196 98H193V97H190L191 99H193V101H194V103H196V100H194V99H197ZM201 97H203L204 98V96H201L200 95V98ZM246 97V96H245ZM17 98V99H16ZM19 98V99H18ZM49 98H50V101H49ZM134 98L136 99V100H134ZM139 98V99H138ZM189 98V99H190ZM199 98V97H198ZM197 99V100H201V99ZM232 98V97H231ZM247 98V97H246ZM24 99V100H23ZM27 99V100H26ZM53 99V100H52ZM233 99H235V98H233ZM232 99V100H233ZM236 99H237V97H236ZM235 99V100H236ZM240 99V98H239ZM239 99H237V101L239 100ZM244 99V98H243ZM16 100V101H15ZM18 100V101H17ZM47 100V101H46ZM56 102H55V101ZM76 100V104H78V105H76L73 101H75ZM89 100V101H88ZM141 100V101H140ZM230 100V99H229ZM234 100V101H235ZM241 100V99H240ZM11 101H12V103H11ZM13 101H15V102H13ZM49 101V102H48ZM54 101V102H53ZM88 101V102H87ZM191 101V100H190ZM189 101V102H190ZM193 101H191V104L188 102L187 103V105L188 106H186V108L185 109H188L189 108V106H190V111L191 110H193V107L194 108H196V104H198V103H196V104H194V103H192ZM202 101V100H201ZM246 101V100H245ZM18 102H19V104H18ZM42 102H44V103H42ZM46 102L48 103V104H46ZM51 102H52V104H51ZM199 102V101H198ZM203 102V101H202ZM5 103H6V105H5ZM11 103V104H10ZM40 103V105H38V104ZM54 103V104H53ZM73 105H75V106H73ZM88 103V104H87ZM132 103H134V104H132ZM139 103H140V105H139ZM230 103H232V102H230ZM229 103V104H230ZM15 104V105H14ZM18 105V107H17V105ZM50 104V105H49ZM129 104H131V105H129ZM12 105V106H11ZM42 105V106H41ZM49 105V106H48ZM68 105H72L71 107L70 106H68ZM89 105V106H88ZM132 105H133V107H132ZM196 105V106H195ZM239 105H241V104H239ZM9 107V109H10V107H11V109H10V113L8 114L7 112H9V110H6V109H8V107ZM44 106V107H43ZM51 106V107H50ZM87 106V107H86ZM131 108H130V107ZM233 106V109L235 108L234 107V104L232 105ZM236 106V105H235ZM238 106V105H237ZM4 107V108H3ZM15 107V108H14ZM36 107L38 108V110L36 109ZM48 107V108H47ZM55 107H57V108H55ZM12 108H14V109H12ZM73 109V112H71L72 111V109ZM75 108H77V109H75ZM138 110H137V109ZM237 109H238V107H236ZM3 109H5V111L3 110ZM31 109H32V111H31ZM43 109V110H42ZM53 109H54V112H53ZM124 109V110H123ZM132 109V110H131ZM229 109V108H228ZM233 109H232V111H233ZM236 109V110H237ZM241 109V108H240ZM239 109V110H240ZM14 110V111H13ZM33 110H35V111H37V113L35 114L34 113V111ZM42 110V111H41ZM49 110V111H48ZM56 110V111H55ZM131 110V111H130ZM236 110H234L235 112H236ZM2 111V112H1ZM74 111H75V113H74ZM83 111H84V113H83ZM130 113H129V112ZM188 111V110H187ZM6 113V115L7 116H5L6 117V119H5V117H3L4 115L2 114V113ZM30 112L32 113V115L30 114ZM47 112V113H46ZM80 112V113H79ZM121 112H123V113H125V114H127L126 115V117L124 116V114L122 115L121 114ZM211 112H213V110H211ZM211 112L209 113L210 115H212L211 114ZM223 112V111H222ZM222 112H221V114H222ZM27 113V114H26ZM39 113V114H38ZM50 113V114H49ZM52 113V114H51ZM54 113V114H53ZM233 113V112H232ZM12 114V115H11ZM24 114H26V115H24ZM29 114V115H28ZM36 115L37 117H35V116H33V115ZM49 114L50 116H52V117H50V116H48L47 117V115ZM77 114H79V115H77ZM220 114V115H221ZM227 114H229V113H227ZM122 115V116H121ZM223 116H224V113L222 114ZM222 115H221V117L218 115V117L217 118H219L220 117V119L221 120H223V118L224 117H222ZM231 115V114H230ZM2 116V117H1ZM12 116H15L13 119H9V118H11ZM41 116V117H40ZM66 116H70V118H68V117H66ZM75 116V117H74ZM78 116V117H77ZM85 116V117H84ZM109 116V117H108ZM209 116V115H208ZM213 116V115H212ZM212 116L211 117H208V121H212L213 120V118H212ZM233 116H235V115H233ZM34 117H35V120H34ZM40 119H39V118ZM45 117V118H44ZM105 117V118H104ZM121 117V118H120ZM123 117V118H122ZM125 117V118H124ZM215 117V116H214ZM229 117V116H228ZM2 118H4V120L2 119ZM50 118V119H49ZM74 118V119H73ZM79 118H81V119H79ZM83 118V119H82ZM209 118H210V120H209ZM211 118H212V120H211ZM9 119V120H8ZM38 121H37V120ZM42 119V120H41ZM46 119V120H45ZM68 119H69V121H68ZM80 121H79V120ZM104 119H106L105 121H104ZM112 119V120H111ZM214 119H216V118H214ZM51 120V121H50ZM71 120V121H70ZM78 120V121H77ZM111 120V121H110ZM113 120H115V121H117V122H115V121H113ZM11 121H16L15 123H13V122H11ZM37 121V122H36ZM48 121V122H47ZM121 121V122H120ZM9 122V123H8ZM66 122H68V123H66ZM74 122V123H73ZM109 122V123H108ZM115 122V123H114ZM177 122V121H176ZM70 123V124H69ZM100 123H101V126H100ZM104 123H105V126H104ZM68 125V128L66 127L67 125ZM76 124L78 125V126H76ZM7 125V126H6ZM66 125V126H65ZM75 125V128L73 127V126ZM109 125V126H108ZM9 126H10V128H9ZM12 127V128H11ZM130 127V128H129ZM159 126H157V127H155L154 129L155 130H153L152 132H151V134H153V132L154 131H156V133L155 134H157V131L159 130V129H157L156 130V128H158ZM6 128V130H4ZM9 128V129H8ZM67 128V129H66ZM106 128V129H107ZM7 129H8V131H7ZM12 129V130H11ZM66 129V130H65ZM129 129V130H128ZM130 129H131V131H130ZM16 132L15 134H13L14 133V131ZM254 130V129H253ZM161 131H163V130H161V127H160V131H158V133L159 132H161ZM255 131V130H254ZM18 132V133H17ZM61 132V133H60ZM64 132V133H63ZM70 132H73V133H71V134H69ZM129 132H131L130 134H129ZM9 135H8V134ZM63 133V134H62ZM74 133H75V136H73L74 135ZM10 134H13V135H11V137H10ZM19 134V135H18ZM62 134V135H61ZM68 134V135H67ZM73 134V135H72ZM108 134V135H107ZM155 134H153V136L155 135ZM211 134V133H210ZM22 135V136H21ZM59 135L62 137H59ZM162 134L160 133L159 134V136H161ZM167 135V134H166ZM166 135H164V136H162L163 137V139H166V142L167 143H165L164 145H166L167 144V146H164L163 145V147H162V150L164 149V151L162 152V153H160V151H158V153L159 154H161V155H159V154H157V152L155 153V156H157L158 155V157H154L153 156V159L155 160V161H157L155 164H154V166H155V168H154V166L153 165H150L149 167H147V169H145L144 167H142L141 166V170L142 171H149L148 169H150L151 171H152V168H153V171L155 172V174H160V175H158L157 176V178L159 177V178H161V181L163 182L164 181V184H165V182H168V177L169 178H175V177H173L174 176V174H175V170L173 169V168H171L172 170L171 171H173L174 172V174H173V176L170 174L171 172H169V174H168V171H167V168H165L164 169V164H163V161H169L171 158H173L172 159V161L174 160V158L176 157H174V151H173V149L172 148H174V146L175 145H173V147H172V143H174L173 141H172V139H169V136H167L168 137V139L166 138ZM254 134H252L251 136H253ZM1 136H3V137H1ZM15 138H14V137ZM65 136V137H64ZM66 136H68L67 137V139H66ZM72 136H73V138H72ZM77 136V137H76ZM111 136V135H110ZM130 136H131V138H130ZM147 136L148 135H146L145 137H146V139H145V141L147 142H149L150 140H148L149 138H150V136H149V138L147 139ZM153 136L151 135V141L152 142H154V140H155V138L152 140V138H153ZM157 136H158V134H157ZM156 135L154 136V137H157ZM158 136V137H159ZM16 137H17V140H14V139H16ZM20 137V138H19ZM99 137H100V139H101V141H100V139H99ZM144 136L143 137H140L139 139H136V141L138 142L139 141V143H140V141H142V142H144V139L143 138H145ZM157 137V138H158ZM254 138L256 137V136H253ZM13 138V139H12ZM60 138L61 139H63V141H65V143L62 141V140H60ZM71 138V139H70ZM75 138H76V140H75ZM104 138V139H103ZM109 138V139H108ZM156 138V139H157ZM196 138H198L197 140H199V135L196 137ZM3 139V140H2ZM13 141H12V140ZM69 139H70V141H69ZM99 140V142H102V143H99L98 141H96V140ZM105 139L107 140V142L105 141ZM123 140H122V142H121V144H122V146H121V148H122V150L126 147L127 149H128V147L126 146V145H124L125 144V142H127V141H125V138L123 137L122 138ZM143 139V140H142ZM6 142H5V141ZM8 140V141H7ZM77 140H79V141H77ZM159 140V139H158ZM168 140V141H167ZM194 140H196L195 138H194ZM194 140H193V142H194ZM203 140V139H202ZM10 141H12V143L10 142ZM67 141V142H66ZM75 141H77V142H75ZM104 141L106 142V143H104ZM172 141V143H171V145H170V142ZM8 142H10V144L8 143ZM73 142H75V143H73ZM81 142V143H80ZM146 142H144V143H141V144H143V145H140L139 144V146H145V145H147L148 144V142L146 143ZM151 142V143H152ZM199 141H197L196 143H193L194 144V150H195V148H196V146H197V148H199V149H197L198 151H194L195 152V154H194V152H193V154H194V157H193V159H191L192 158V156H190L191 158H190V160H192L191 162H193V163H189V160H188V162L187 163H189V164H186V168H184V171H182V184L180 185V186H178V190H176L177 192H176V194H174L173 196H172V198H173V200L174 201H177V202H179V201H181L182 200V198H184L186 195H189L190 194V191H188L187 189H186V184H187V182L189 181L190 183H191V185L192 186H194V188H196V189H198V187H199V185L198 184H202L203 185V183H205L204 181L206 180V178H205V176H203V174L201 173V175L203 176V178H205V180L203 181V183H198L197 184V175H198V178H199V176H201V175H199V174H197L198 173V171H200V168L202 169V167H203V162L202 161H205V159L204 160H201V158L203 159V157H201V156H203V155H201V154H203L202 153V148L204 147V145L202 146V148H201V144L200 143H198ZM202 142V141H201ZM1 143H6L5 145H3V144H1ZM84 143V144H83ZM85 143L87 144V145H85ZM90 143H92L91 145H90ZM150 143V144H151ZM169 143V144H168ZM198 143V145H196ZM205 143V142H204ZM203 143V144H204ZM8 144H9V146H8ZM12 144V145H11ZM15 144V145H14ZM19 144V145H18ZM79 144V145H78ZM102 144V145H101ZM175 144V143H174ZM206 144H210L209 142H206ZM4 147H3V146ZM81 145H82V147H81ZM85 145V146H84ZM123 145H124V147H123ZM170 145V147H168ZM6 146H7V149H5L6 148ZM12 146V148H10ZM16 146V147H15ZM73 146H75V147H73ZM78 146V147H77ZM186 146V145H185ZM207 146L208 145H206V149H203V151H205V150H207L208 148H207ZM210 146V145H209ZM212 146V145H211ZM2 147V148H1ZM14 147V148H13ZM87 147H88V149H87ZM95 147H97V148H95ZM166 147V148H165ZM172 147V148H171ZM80 148V149H79ZM81 148L83 149V150H81ZM92 148V150H90L89 151V149H91ZM95 148V149H94ZM140 148H142V147H140ZM212 148H213V146H212ZM5 149V150H4ZM12 149H14V150H12ZM15 149H17V150H15ZM20 149V150H19ZM87 149V150H86ZM100 149V150H99ZM139 149V148H138ZM170 151H169V150ZM211 149V148H210ZM210 149L208 150V153L210 152ZM7 150V151H6ZM71 150V151H70ZM79 150V151H78ZM86 150V151H85ZM94 150H98V151H95L94 152ZM125 150V149H124ZM140 150V149H139ZM138 150V151H139ZM161 150V151H162ZM171 150H172V152L173 153H171ZM4 151H6V153L9 155V156H7L6 155V153L4 152ZM8 151H10V152H8ZM73 151H75V152H77L76 154L78 155H75L74 153L75 152H73ZM81 151V152H80ZM129 151L130 152H132V154H133V156L132 155H130V153H129ZM212 151V150H211ZM70 152H72V154L70 155ZM80 152V153H79ZM94 152V153H93ZM170 152V153H169ZM191 152V153H192ZM196 152H197V154H196ZM88 153V154H87ZM167 153H169V154H167ZM205 154L207 153V152H204ZM207 153V154H208ZM3 154H4V157H3ZM12 154V155H11ZM84 154V155H83ZM87 154V155H86ZM92 154V155H91ZM173 154V156H169L168 157V155H172ZM206 154V155H207ZM210 154V153H209ZM14 155H16V156H14ZM29 156L28 158L26 157V156ZM81 155V156H80ZM90 155V156H89ZM201 155V156H200ZM12 156V157H11ZM22 156V157H21ZM25 156V157H24ZM80 156V157H79ZM87 156V157H86ZM129 156H132L133 157V159H132V157H131V162H132V164L128 167V164L129 163H127V161L128 162H130V157ZM205 156V155H204ZM6 157H10L9 159L8 158H6ZM168 157V158H167ZM5 158V159H4ZM23 158H25V159H23ZM129 158V159H128ZM163 159L161 162H162V165H163V167L161 166V162L159 161V159ZM207 158V157H206ZM3 159V160H2ZM8 159V160H7ZM12 159V160H11ZM166 159V160H165ZM169 159V160H168ZM237 159H240L239 157L237 158ZM6 160V161H5ZM11 160V161H10ZM21 160H22V162H21ZM58 160V161H57ZM126 160V161H125ZM153 160V162H155ZM10 161V162H9ZM25 161V162H24ZM26 161H28V163L26 162ZM83 161L85 162L84 163V166H83ZM113 161V162H112ZM125 161V162H124ZM172 161H169V162H172ZM114 162H120L121 164H123L122 162H124V166H122L123 168H124V174L123 173H120V171H122L123 172V168H121V164L119 163V165H120V171H119V165H116L117 167H118V169H116V167H115V164H114ZM130 162V163H131ZM160 162V163H159ZM2 163H3V165L5 166L3 169H4V171L2 172L1 170H3L2 169ZM22 163V164H21ZM24 163V164H23ZM25 163H26V165H27V167H26V165H25ZM71 163V164H70ZM88 163V162H87ZM113 163V164H112ZM127 163V164H126ZM164 163H166V162H164ZM234 164L233 163V161L232 162H230V164ZM238 163H239V161H238ZM71 166H70V165ZM73 164V165H72ZM81 165L80 167H79V165ZM116 164H118V163H116ZM157 164H160V169H159V165L157 166ZM235 164H237V160H236V162H235ZM2 165V166H1ZM22 165H25V166H22ZM110 165V166H109ZM205 165V164H204ZM28 166H29V168H28ZM31 166V167H30ZM65 166V167H64ZM67 166V167H66ZM74 166V167H73ZM114 166V167H113ZM126 166L128 167V169H125L126 168ZM152 166V167H151ZM202 166V167H201ZM233 166V165H232ZM235 166V165H234ZM233 166V167H234ZM11 167V168H10ZM70 167V168H69ZM76 167V168H75ZM110 167H111V170H110ZM151 167V168H150ZM158 169H157V168ZM163 168V170H162V168ZM31 168H33V169H31ZM74 168V169H73ZM114 168L116 169V170H118L117 171V173H114L113 172V174H111L112 173V171L114 170ZM140 168V165H139V167L137 166V169L138 170H140L139 169ZM7 169V171L9 170V171H11V173L10 172H7V171H5ZM23 169V173L24 174H22V172H21V170ZM65 169V170H64ZM76 169V170H75ZM113 169V170H112ZM155 169H157V170H155ZM203 169H204V167H203ZM202 169V170H203ZM25 170V171H24ZM27 170V171H26ZM66 170H68L69 172H70V170H71V172L69 173L68 171H66ZM81 172V173H79V171ZM82 170V171H81ZM104 170V171H103ZM116 170H115V172H116ZM159 170H162V172H160ZM165 170H166V172L167 173H165ZM169 170V169H168ZM36 173H35V172ZM63 171V172H62ZM108 171V172H107ZM150 171V172H151ZM152 171V172H153ZM21 172V173H20ZM28 172V173H27ZM65 172V173H64ZM103 172H105V173H103ZM110 172V174H108ZM158 172V173H157ZM35 173V174H34ZM51 173V174H50ZM74 173H76L77 175H75ZM118 173H120V175L122 174V175H124V177H122V175H121V177H122V179L120 178V181H119V174ZM165 173V174H164ZM204 173H205V171H204ZM2 174V175H1ZM18 174H19V176H20V174H22L21 175V177H19L18 176ZM25 174H26V176H25ZM38 174V175H37ZM53 174V176H51ZM74 174V175H73ZM97 174V175H96ZM130 174V173H129ZM162 174H164L165 175V177H163L164 175H162ZM167 174V175H166ZM207 174V173H206ZM30 175H35V177L34 176H32V178H31V176ZM59 175V176H58ZM63 175H65V176H67V177H65V176H63ZM112 175V176H111ZM162 175V177H160ZM5 176V177H4ZM23 176H24V178H23ZM28 176V177H27ZM37 176H39V177H37ZM56 176H57V178L59 179H57L56 178ZM71 176V177H70ZM75 176H76V178H75ZM104 178H103V177ZM107 176H110V178L109 177H107ZM166 176H168V177H166ZM201 176V177H202ZM208 176V175H207ZM4 177V179H2ZM7 177V178H6ZM10 177V178H9ZM30 177V178H29ZM36 177H37V179L39 178L40 180V183H39V181L38 180H36ZM40 177H42L44 180H46L45 181V183H44V180L42 179V178H40ZM49 177H50V180H49ZM51 177H54V178H51ZM62 179H61V178ZM78 177V178H77ZM20 178H22V181L20 180ZM34 178H35V181H34V184L32 183V179L34 180ZM64 178V179H63ZM67 178H69V179H67ZM72 178H75L74 180H72ZM100 178V179H99ZM106 178H107V180H106ZM123 178H127L126 179V181L123 179ZM135 178V179H134ZM165 178V179H164ZM6 179V180H5ZM9 179V180H8ZM28 179V180H27ZM29 179H30V181H29ZM51 179L53 180V181H51ZM54 179H55V181H57V184H55V183H52V182H54ZM171 179V180H172ZM12 180V181H11ZM23 180H24V182H25V180H26V182H25V184H23ZM42 180H43V182H42ZM64 180H67V181H64ZM105 180V181H104ZM110 180V181H109ZM130 180V183L128 182ZM139 180V179H138ZM5 183H4V182ZM19 181H20V184H19ZM27 181H29L28 183H27ZM38 181V182H37ZM59 181H60V183H59ZM62 181V182H61ZM65 183H64V182ZM73 183H72V182ZM75 181H76V183H75ZM102 183H101V182ZM118 181H119V183H118ZM7 182V183H6ZM11 182V183H10ZM42 182V183H41ZM47 182H49L48 184H47ZM51 182V183H50ZM96 182V183H95ZM98 182H100L99 183V185H97V183ZM105 184H104V183ZM124 182V184L126 183V182H128L129 184H131L130 186H129V184L127 183V184H125L126 186H124V187H121V186H123V183ZM162 182H160V179H158V185H160V184H162ZM174 182V180H172L171 181V183H173ZM10 183V184H9ZM17 183L20 185H17ZM22 183V184H21ZM35 183L37 184L38 183V186L37 185H35ZM44 183V184H43ZM67 183V184H66ZM93 183L95 184V185H93ZM248 183V182H247ZM63 187V189L60 187L59 189H58V187L60 186V185ZM65 184V185H64ZM72 184V185H71ZM167 184V183H166ZM236 184V183H235ZM7 185L9 186V187H7ZM29 187V189H30V187H31V189L34 187V188H36V187H38V188H36L37 190H38V194H35V195H33L32 197H30V196H27V195H25V196H23L22 194H23V192H22V190L21 189H23V191H25V189L27 188V186ZM31 185V186H30ZM41 185H42V187H41ZM46 185H48V186H50V188H48ZM54 185V186H53ZM57 187H56V186ZM97 185V186H96ZM101 185H103L102 187H101ZM130 187V189L132 188V187H135V188H133L132 190H131V193H129L128 194V191H129V189H128V191L126 190L127 188H129L128 186ZM163 185V184H162ZM225 185H227V183L225 184ZM230 185V187H231V185L232 184H229ZM70 186H69V188H70ZM94 186V187H93ZM100 187V188H96V187ZM136 186H137V184H136ZM4 187V188H3ZM19 187V188H18ZM26 187V188H25ZM40 187V188H39ZM122 188V189H120V188ZM126 187V188H125ZM202 187V186H201ZM229 187V186H228ZM228 187H227V189H228ZM234 187H235V185H234V183H233V186L231 187L232 189H234ZM10 188V189H9ZM18 188V189H17ZM25 188V189H24ZM46 188V189H45ZM57 188V189H56ZM92 188H93V191H94V194H93V191H92ZM111 188V189H112ZM220 188V187H219ZM221 188H223V186L221 187ZM226 188V187H225ZM225 188H224V190H225ZM2 189V190H1ZM28 189V188H27ZM44 191H43V190ZM50 189H52V190H50ZM60 193V196L58 195V193H56L57 191ZM63 191H62V190ZM230 189V188H229ZM5 190V191H4ZM18 190V191H17ZM20 190V191H19ZM41 190H42V192H41ZM47 190V191H46ZM50 190V191H49ZM60 190V191H59ZM97 192H96V191ZM119 190H121V191H119ZM125 190H126V194H125ZM219 190V189H218ZM221 190V189H220ZM16 192L17 194H19V195H17L16 193H12V192ZM56 191V192H55ZM62 191V192H61ZM124 191V192H123ZM223 191V190H222ZM6 192H9V193H6ZM21 192H22V194H21ZM39 192H41V193H39ZM44 192V193H43ZM51 192H52V194H51ZM55 192V193H54ZM115 192V193H114ZM122 192L124 193V194H122ZM130 192V191H129ZM118 193V194H117ZM218 193H220L219 191H218ZM218 193H217V196H218ZM222 193V192H221ZM5 194V197L3 196ZM7 194V195H6ZM8 194H11L10 196H9V198H8ZM40 194H41V197L42 198H40ZM47 196H46V195ZM48 194H49V196L51 197V199H50V197L48 196ZM55 194H57L56 195V197H54L55 196ZM114 194H116V196H118V197H116ZM119 194H122V195H119ZM128 194V195H127ZM13 195H14V198H13ZM38 195H39V197H38ZM54 195V196H53ZM114 195V196H113ZM124 195H127V200H125L126 198V196H124ZM4 198H3V197ZM38 197V199L40 198V200H38V203H37V199H36V197ZM44 196H46L47 197V199H46V197H44ZM94 196V197H93ZM112 196H113V198H112ZM129 196H130V198H129ZM18 197V198H17ZM22 197H24V198H22ZM27 197V198H26ZM59 197L62 199V201H63V203L61 204V203H57V200H55V199H59ZM93 197V198H92ZM96 197V198H95ZM212 197H213V195H212ZM235 197H238V196H235ZM2 198V199H1ZM23 200H22V199ZM28 198H29V200L31 201H29L28 200ZM44 198L46 199V200H44ZM48 198H49V200H48ZM97 198H99V199H97ZM129 198V199H128ZM215 198H216V193H215ZM21 199V200H20ZM27 201H26V200ZM35 199V201H34V206L31 204V203H33L32 201ZM41 199H42V201H41ZM88 199H90L91 200V202H93V203H90V200L88 201ZM95 199H97V200H95V201H97V202H99L100 203V206H99V203L98 204H96L97 202H94V200ZM108 199V198H107ZM109 199V200H110ZM214 199V198H213ZM53 200V201H52ZM100 200V201H99ZM124 200H125V202H124ZM129 200V201H128ZM136 200H137V202H136ZM215 200V199H214ZM30 203H29V202ZM41 203H40V202ZM47 201H49L48 203H47ZM106 201H108V200H106ZM111 201H108V203H110ZM53 202H56L57 204H55V203H52ZM89 202V203H88ZM130 202V203H129ZM143 202V203H142ZM29 205H28V204ZM94 203H95V205H94ZM127 203V205H126V208L124 207V204H126ZM134 205H133V204ZM138 203H141V204H138ZM5 204V205H4ZM8 206H7V205ZM36 204H40V205H37L38 207L40 206V208H36L37 206H36ZM50 204V205H49ZM53 206H52V205ZM65 204V205H64ZM89 204H90V206H92L91 204H93V208L95 209H91V207H89L88 208V206H89ZM118 204V203H117ZM116 204V207L115 208H113L114 210H115V212H117V208H119L120 206H119V204L117 205ZM123 204V205H122ZM129 204H130V206H129ZM25 205H28V206H25ZM33 207H32V206ZM41 205H42V207H41ZM46 205H48V208L46 209ZM97 205V206H96ZM132 205V206H131ZM51 206V207H50ZM59 206H61V207H59ZM62 206H65V207H62ZM67 206H68V208H67ZM96 208H95V207ZM99 206V207H98ZM129 206V207H128ZM139 206V207H138ZM24 207V208H23ZM28 209H26V208ZM32 207V208H31ZM55 207V208H54ZM103 207V208H102ZM114 207V206H113ZM122 207H123V209H122ZM136 207H138V208H136ZM143 207V209L144 210H142L141 208ZM145 207V208H144ZM182 207L184 208V205H180V208L182 209ZM3 208V209H2ZM7 208V209H6ZM30 208H31V210H30ZM33 208H36V209H39V210H32ZM54 209V211H53V209ZM58 208V210L56 211V209ZM85 208V209H84ZM88 208V209H87ZM104 208H105V210H104ZM25 209V211H30L32 214H33V212L35 213V212H38V213H36V214H33V216L35 215L36 217V219H37V217L39 216L38 214H39V212H40V210H41V212H40V214L42 215V216H40L41 218H43V219H41V218H39L38 217V219H41V222L39 221V223L40 224H43L42 226H43V228H44V231L43 232H45L46 233V230H47V233H49L48 235L52 238V234H53V236H54V238L53 239H51L50 237V241H51V244L50 245H46V243L44 244H42V240H44L43 239V237H39V239H38V237L36 236V235H29L28 236V234H29V232H28V234H27V226L32 222V221H37L34 217L32 218V215H31V213L30 212H21V211H23ZM42 209H43V212H42ZM73 210V211H71V210ZM96 209H98V210H96ZM101 209H103L104 211H102ZM112 209V208H111ZM155 208H153V210H151V213H152V216H151V218L152 217H154L155 215L157 216H155L154 218L155 219H153L152 218V220H153V222H152V220H150L149 218L148 219H145L146 220V222L148 223V221L150 220V222H152V223H150L149 222V224H152V225H150V227H149V225L146 223V225H148L147 227H149V230H150V228H151V226H155L156 224H154V220L155 221H159L160 219L159 218H161L160 217V215H159V217H158V215L157 214H154L155 212L154 211H156V210H154ZM47 212V214H45V211ZM48 210H51V211H48ZM61 211V213H58V212H60ZM64 210H65V213H64ZM68 210V211H67ZM85 210V211H84ZM88 210H91L90 212H91V214H88V213H86V212H88ZM123 212H122V211ZM126 210V211H125ZM136 210H137V212H136ZM63 211V212H62ZM130 211H132V212H130ZM169 211H170V209L168 210V211H166V212H168L169 213ZM53 212V213H52ZM83 212H85L84 214H83ZM118 212H117V214H118ZM122 212V213H121ZM125 212V213H124ZM131 213V214H128V213ZM133 212H135V213H133ZM165 212V213H166ZM6 213V214H5ZM55 213H57L59 216H62L61 218L57 215L56 216V214ZM66 213H68L67 215H66ZM72 213V214H71ZM75 215H74V214ZM93 213V214H92ZM128 214V216H127V214ZM24 214H26V215H24ZM30 214V215H29ZM49 214V215H48ZM64 214H65V216H64ZM71 214V215H70ZM76 214H77V217H76ZM118 214V215H119ZM125 214V215H124ZM137 214V215H136ZM139 214H141V212H139ZM154 214V215H153ZM167 214V213H166ZM165 214V215H166ZM3 215H5V216H3ZM46 215H48L50 218H48V216H46ZM52 215V216H51ZM73 215V218H70L71 216ZM124 215V216H123ZM163 215H164V213H163ZM168 215V214H167ZM26 216H28V217H26ZM54 216H55V218H54ZM64 216V217H63ZM67 216V217H66ZM70 216V217H69ZM79 216V217H78ZM91 216V217H90ZM93 216V217H92ZM130 216V217H129ZM131 216H132V218H131ZM137 216V217H136ZM141 216V217H140ZM9 218V221L7 220L8 218ZM25 217V218H24ZM49 219H47V218ZM54 219H53V218ZM57 217V218H56ZM66 217V218H65ZM81 217V218H80ZM86 217H90V218H92V219H90L89 218V220L91 221L92 220V222H90L89 223V220H85V218ZM135 217V218H134ZM2 218V219H1ZM22 218V219H21ZM26 218H27V220H26ZM47 219V221H45L46 219ZM60 218V220L61 221H59V220H57L56 221V219H59ZM80 218V219H79ZM83 218V219H82ZM94 218V219H93ZM129 218V219H128ZM177 218V216H174L172 219H171V221L174 223L175 222V219ZM183 216H181V217H179L178 218V222H177V224L178 225H176V227L174 228L173 227V225L170 227V229L166 232V233H168V234H165V239H166V245H168L167 247H168V249L169 250H172V251H174V245L173 244H176L177 245V243H178V245H177V248H179L178 246H179V243L180 242H176V239L177 238H175V237H177V236H175L176 235V233H178V235H179V239L181 240H183L184 238V234H185V232H188L189 231V229H192L193 227L192 226H189V224H191V225H193V224H195V223H191V219H193V218H191L190 219V221H186L185 219L186 218H184ZM25 219V220H24ZM32 219V220H31ZM35 219V220H34ZM63 219V220H62ZM64 219H67V221L66 220H64ZM80 221H79V220ZM123 219H126V221L125 220H123ZM129 221H128V220ZM158 219V220H157ZM3 220V221H2ZM7 221V223L9 222L10 223V225L11 226H8L9 225V223L7 224L6 223V221ZM52 220H53V222L54 223H52ZM55 220V221H54ZM69 220V221H68ZM74 220H77L76 222L74 221ZM204 220V219H203ZM5 221V222H4ZM22 221V222H21ZM23 221H25V222H23ZM27 221H28V223H29V221H30V223L28 224L27 223ZM63 221V222H62ZM65 221V222H64ZM87 223H86V222ZM123 221H124V223H123ZM128 221V222H127ZM202 221V220H201ZM205 221H206V219L204 220V221H202V225L205 223ZM3 224H2V223ZM20 222V223H19ZM47 222V223H46ZM49 222V223H48ZM51 222V223H50ZM57 222V223H56ZM68 223V225H67V223ZM80 222V223H79ZM125 222H127V224L125 223ZM192 222H193V220H192ZM15 223H19V226L17 225V224H15ZM22 223L24 224V223H26V224H28V225H23L24 227H21V225H22ZM33 223V222H32ZM36 223V222H35ZM38 223V222H37ZM60 223V225H57V224H59ZM74 223H78L79 225H77V224H75L74 225ZM156 223V222H155ZM201 223V222H200ZM207 223H209V222H207ZM6 224H7V226L8 227H10L9 229L7 228V226H6ZM40 224H36L37 226L39 225V228L41 229L42 227H41V225ZM52 226H51V225ZM66 224V225H65ZM73 224V225H72ZM14 225H16V226H18L19 227V229H15V228H17L16 226H15V228H12ZM44 225L46 226V229H45V227H44ZM55 225L56 226H58V227H55ZM65 227H64V226ZM70 225H72L71 226V232H70V229H68V227L70 228ZM105 225V227H107ZM207 225H209V224H207ZM211 225H213V224H211ZM6 226V228L8 229L7 231H17V233H16V235L18 234V235H20V237H22V238H20V239H22L23 241L26 239L27 240V237H28V240L29 241H27V244L29 245V243L32 245H29V246H31V248L33 247V249H34V255H32V256H26V255H24L23 257H20L19 258V256H22V254L21 253H19V249H17L16 248V245L18 246V248H19V245H21L20 243H22L21 241H19L20 239L18 238V240H14L15 238H16V236H15V233L13 232H10V234L12 233L13 235H14V237H12L11 238V236H12V234H11V236H10V234L7 232H5L6 233V238H5V236H4V231L6 230V228H4ZM73 226H75V227H73ZM112 226V227H111ZM114 226H115V228H114ZM118 226L120 227L119 229H118ZM125 226V227H124ZM195 226L196 227H203V226H201L200 224H195ZM21 227V228H20ZM54 227V228H53ZM124 227V228H123ZM127 227V228H126ZM146 227V228H147ZM152 227V228H153ZM192 227V228H191ZM206 228H207V226H205ZM209 227V226H208ZM221 227H222V225H221ZM4 228V229H3ZM24 229V231H21V230H23ZM55 228H57V229H55ZM62 228L64 229V230H62ZM74 228V229H73ZM76 228V229H75ZM112 228V229H111ZM122 228V229H121ZM173 228H174V231H173ZM204 228V227H203ZM205 228V229H206ZM212 227H210V231L209 232H214L213 233V235L215 236V230H218L219 231V229L218 228H216V229H211ZM214 228V227H213ZM15 229V230H14ZM21 229V230H20ZM48 229H50V232H48L49 230ZM60 229V230H59ZM104 229V228H103ZM107 229V228H106ZM117 229V230H116ZM202 229V228H201ZM4 230V231H3ZM20 230V231H19ZM42 230L43 229H41L40 231H41V233H43L42 232ZM57 230V231H56ZM59 230V231H58ZM67 230V231H66ZM105 230V229H104ZM122 230V232H120V231ZM152 230V229H151ZM188 230V231H187ZM194 230H197V229H195V227H194ZM199 230L200 229H198V233H199ZM203 230V229H202ZM207 230H208V228H207ZM207 230H206V233H207ZM3 231V232H2ZM62 231V232H61ZM118 231V232H117ZM145 231H146V229H145ZM145 231H144V233H145ZM201 231V230H200ZM204 231V230H203ZM67 232H70L71 233V235H70V233L69 234H67ZM109 234H111L112 236H110V235H107L108 233ZM117 232V233H116ZM124 232V233H123ZM205 232V231H204ZM221 232V231H220ZM25 233H26V235H27V237L25 236ZM51 233V234H50ZM58 233H59V235H58ZM62 233H63V237H62ZM123 233V234H122ZM143 233V235L140 237V239H142V237L144 238L145 236H146V233L144 234ZM201 235H203V232L201 231ZM205 233V234H206ZM9 234V238H11V240L13 239L14 241H15V243L13 242V240H12V242H11V245H10V242L9 243H7L10 239L7 237V235ZM119 234V235H118ZM173 234V235H172ZM200 234V233H199ZM218 232L216 233V236L215 237H217L218 235ZM65 235V236H64ZM167 235V236H166ZM168 235H172V240H174L173 239V236H174V238H175V241H172L171 242V240H169V244H171V245H169L168 244V238L170 237V236H168ZM200 235V236H201ZM209 235V237L208 238H210L212 241H213V236L212 237H210L211 235H210V233L209 234H207L206 236H208ZM221 235H223V234H221ZM221 235L219 236V237H221ZM33 236V237H32ZM70 236V237H69ZM74 236V237H73ZM92 236V237H93ZM118 236V237H117ZM203 236H205V235H203ZM224 236V235H223ZM2 237V238H1ZM19 237V236H18ZM29 237H31V238H29ZM56 237V238H55ZM62 238V240H61V238ZM72 237V238H71ZM113 237L115 238L116 237V239H114L113 240ZM197 237H198V234H197ZM24 238V239H23ZM34 238H35V241H34ZM49 238L48 239H46L47 241L49 240ZM60 239V241H61V243L59 242V245L57 244V239ZM67 238V239H66ZM71 238V239H70ZM96 238H97V242H96ZM102 240H100V239ZM109 238L111 239V240H109ZM204 238H206V237H204ZM203 238V239H204ZM3 239H6V241L5 240H3ZM8 239V240H7ZM33 239V240H32ZM40 239H42V240H40ZM55 239V240H54ZM65 239V240H64ZM145 239H146V237H145ZM210 239H208L209 241H210ZM219 239V240H218ZM222 239H223V237H222ZM37 240H39V241H37ZM54 240V241H53ZM95 240V241H94ZM143 240V239H142ZM185 240V239H184ZM183 240V241H184ZM195 240H197V239H194L193 240V242H191V244H194V242H195ZM201 240H202V236L200 237V240H199V238H198V241H200L201 242ZM207 240V241H208ZM214 240L215 241H219V243H217V242H215V243H217V244H220L221 245V243H224L223 242V240H222V242L220 243V238H218L217 237V239H215L214 238ZM229 240H230V238H229ZM49 241V242H50ZM65 242V243H63V242ZM120 241V240H119ZM118 241V242H119ZM144 241V240H143ZM179 241V240H178ZM198 241H196V244L195 245H197V242ZM206 241V242H207ZM211 241V242H212ZM231 241H233V239L231 240ZM20 242V243H19ZM39 244H38V243ZM101 242V243H100ZM108 244H107V243ZM113 242V243H112ZM182 242V241H181ZM204 242H205V240H203L201 243L203 244V247H204ZM12 243H14V245L15 246H12L13 244ZM23 243H26V241H24ZM37 245H36V244ZM233 243H234V241H233ZM54 244V245H53ZM56 244V245H55ZM63 244H66V245H64L63 246ZM97 244H96V246H97ZM191 244L189 245L188 244V246H190L191 247ZM199 245L198 246H201L200 245V243H198ZM12 246L11 248L12 249H9L10 248V246ZM34 245H36V246H34ZM39 245V246H38ZM53 245V246H52ZM62 245V246H61ZM115 245V244H114ZM194 245V246H195ZM216 244H214V246H215ZM219 245V246H220ZM223 245V244H222ZM221 245V247H219L220 249H222V250H220L221 252L223 251V249L225 248H222L223 246ZM42 246V248H43V246H44V248L42 249V248H39V247H41ZM46 246H47V248H46ZM55 246H57V248L55 247ZM60 246V247H59ZM94 246L93 247H91L90 249L88 248V249H86L85 250V252H87V251H90L91 249H93L94 248ZM101 246H100V250H98V248L99 247H96L97 249H96V251L98 250L99 251V254H98V251H97V254L99 255V257H102L103 256V252H100V251H102L101 249ZM102 246V247H103ZM214 246H213V248H214ZM225 246V245H224ZM6 247H9L8 248V250H9V253L6 251ZM54 247V248H53ZM197 247V246H196ZM195 247V248H196ZM217 247H218V245H217ZM230 247V246H229ZM229 247H228V249H229ZM14 248H16L17 250H18V252H16V249L14 250ZM36 248V249H35ZM50 248H53L52 250L53 251H51L50 250ZM59 248V250L57 251L56 249H58ZM125 249V250H124ZM124 249H122L121 251H124V252H122V253H120V256H116V258L117 259H119V257L122 259V256L125 254L126 256H123V258L125 257V258H127V261L129 262V261H131L133 264H135L136 263V261L134 260V261H132L129 257H130V255H128L129 254V249L127 248V247H125ZM128 249V250H127ZM191 249V248H190ZM190 249H188L189 251H190ZM192 249H194V248H192ZM226 249V248H225ZM224 249V250H225ZM11 250V251H10ZM14 252H13V251ZM54 250H55V252H54ZM94 250H95V248H94ZM175 250H177V251H179L180 250V248H179V250L178 249H175ZM183 251H186L185 250V248L184 249H182ZM195 251L197 250V248L196 249H194ZM193 250V251H194ZM215 250L217 251V249L215 248ZM214 250V251H215ZM43 251V252H42ZM49 251H51V252H49ZM92 251V250H91ZM90 251V252H91ZM96 251H95V255H96ZM121 251H119V252H121ZM189 251H186V252H189ZM216 251H215V253H216ZM228 250H226V251H223V252H227ZM229 251H231V249L229 250ZM229 251H228V253H229ZM41 252H42V254H41ZM44 252L45 253H49V255H48V253L46 254V256L44 255ZM56 252L58 253V254H56ZM62 254V255H59L60 253ZM82 253L84 252V250H82L81 251ZM93 252V251H92ZM126 252H127V254H126ZM152 252H153V250H152ZM176 252V251H175ZM180 252V251H179ZM186 252H183V253H185V255L186 254H188V253H186ZM218 252V251H217ZM222 252V253H223ZM234 252V251H233ZM41 255H40V254ZM51 253V254H50ZM56 255H55V254ZM81 253V254H82ZM89 253V252H88ZM88 253H87V257L90 259V258H92V259H90V260H92V263H90V264H96V263H98L97 262V259H100L97 255V257L98 258H96V259H94V257H95V255L93 256V257H89L90 255L92 256V254H94V252L93 253H91L89 256H88ZM181 253V252H180ZM190 253V252H189ZM191 253H192V251H191ZM195 253V252H194ZM194 253L193 254H190V255H192V257H193V255H194ZM219 253V252H218ZM15 255V256H13V255ZM40 255V257L39 256H37V255ZM78 254H80V252H78ZM101 254V255H100ZM121 254H122V256H121ZM233 254V253H232ZM18 255V256H17ZM43 255V256H42ZM50 255H51V257H50ZM83 255H85V253H83ZM117 255H119V253L117 254ZM147 255V254H146ZM190 255L188 254V256L190 257ZM216 255H217V253H216ZM224 255H226V253L224 254L223 253V256ZM12 256H13V259H12ZM42 256V257H41ZM55 256H57V258L55 257ZM86 256V255H85ZM141 256V255H140ZM218 256V255H217ZM221 256L222 255H220V257H218L219 259H216V261L217 260H220L221 259ZM222 256V257H223ZM228 256V255H227ZM15 257H16V259H15ZM35 257V258H34ZM38 259H37V258ZM54 257V258H53ZM86 257V259L88 260V258ZM186 257V256H185ZM184 257V258H185ZM225 257V256H224ZM229 257V256H228ZM22 258V259H21ZM26 258V259H25ZM28 258H30V259H28ZM33 258V259H32ZM129 258V259H128ZM142 258V257H141ZM182 258V257H181ZM216 258V257H215ZM9 259H11V260H13V261H9ZM24 259V260H23ZM58 260V262L59 263H56L57 262V260ZM117 259H116V263L117 264H119V262H120V260L121 259H119V261L117 262ZM139 259H140V257H139ZM139 259H137V262H138V260ZM8 260V261H7ZM20 260H21V262H20ZM28 260V261H27ZM51 260H52V262H51ZM54 260H55V262H54ZM85 259H83V261H84ZM86 260V261H87ZM89 260V262H91ZM93 260H94V263H93ZM141 260V259H140ZM139 260V261H140ZM184 260V259H183ZM181 261V262H183L184 264H186V261L184 262V261ZM6 261V262H5ZM14 261H17V262H14ZM26 261V262H25ZM95 261H96V263H95ZM99 261V260H98ZM122 261V260H121ZM127 261H125V259H124V262H127ZM190 261H192V258H191V260H189V262ZM221 262H223L222 260H220ZM245 261H246V259H245ZM28 262V263H27ZM51 262V263H50ZM85 262V261H84ZM84 262H82V264L84 263ZM88 262V263H89ZM123 262V261H122ZM123 262V263H124ZM130 262V263H131ZM174 260H169V261H166V262H164L163 264H174ZM121 263V262H120ZM130 263H127V264H130ZM131 263V264H132ZM139 263V262H138ZM183 263H181V264H183ZM188 263V262H187ZM219 262L217 261L216 262V264H218ZM81 264V263H80ZM84 264H86V263H84ZM126 264V263H125ZM176 264H179V263H176ZM188 264H190V263H188Z\"/></svg>","mask_w":264,"mask_h":264}]
</instances>
